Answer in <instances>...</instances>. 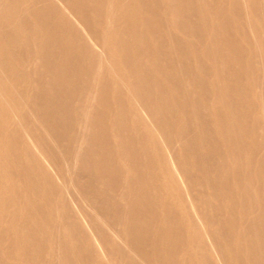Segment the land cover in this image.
I'll list each match as a JSON object with an SVG mask.
<instances>
[{
  "label": "rangeland",
  "instance_id": "1",
  "mask_svg": "<svg viewBox=\"0 0 264 264\" xmlns=\"http://www.w3.org/2000/svg\"><path fill=\"white\" fill-rule=\"evenodd\" d=\"M31 1L33 2V1H37V0H31ZM40 1H42V2H40ZM38 2L43 4V5L41 4L43 7L41 6L40 9H39V11L44 8L42 10L41 16H40V12H38V14H39L38 20L40 22L39 21H36V18L31 17L32 14H30V13H32V10H33L32 7L33 6L31 4H28V2L27 3H24V4L22 3L24 6L21 5V2L18 3L17 6H14L15 7L14 9L9 4V2H5V6L7 4V6L9 5L14 10V11L12 10L13 18H15L17 20V22L19 21V19L21 20L20 21V25L19 24L17 25L19 28L16 27V30H14L15 32H17V34H19L18 37H20L21 34H22L24 37L31 38L32 36H34V34L36 33V31L41 32V37H40V40H38L37 42H35V44H34V42L32 43V41H29L28 51L27 50L25 51V49L23 47H16L13 44V42H15V38H14V36H16L15 33H13V35L11 33H8V35L10 34L9 35L10 37L12 35V37H13V38L11 37L12 39L10 37H8V35L7 36L6 35L3 36L2 34H0V39H1L0 41H3L4 42L5 41L4 38L6 39V37H7V39L9 41H11V40L14 39L13 42H11L10 45H9V42H7L8 41L7 39H6V41L4 43H1V44H3V47H1L2 50H0V61L2 59H5V57L7 58V57H10L11 56V58H14L13 55H15V57H19V58H21V57L22 58H25L26 55L27 56H31L32 55L31 57H34L35 54L37 53V51L39 50V48L42 49V52H44V54H43L44 57H42L41 61L37 59L36 61H38V63L35 66L29 67V69L27 71V78H29L34 83V84L32 83V85L30 86L31 88L29 87V90L26 93L27 94V97H26V94L23 97H20L23 94H21L20 96L17 95L14 102L16 104H18V103H20V104H24L25 103L26 104L27 102H30V101L32 103H35V104L37 103V107H35V108L34 107L33 108L29 107V111H27L25 113L26 116H24L25 119L23 118L24 121L22 123L19 120V123L22 126L25 125L24 127H26L28 125V126H32L35 129V132H36L35 135H34L35 138L34 139H30L29 138L30 139L29 140L27 138V136H28L27 133L26 132H23L22 133V130L21 129H24V128L20 127V132L22 133V137L21 138L22 139H25L26 138V140H28V142H32V144H35L34 147L36 146V143H35L34 140L35 139L38 140V141L40 140L39 141V144L41 143L40 146L41 147L43 146L44 151L41 152L43 149H40L38 147L41 150V151L39 150V153L41 152V154L43 155V157L45 156L41 160H43V162H45V159H46L47 162H51V161L54 160L55 167H56L55 169L57 171L60 169L58 173H56L57 171L54 170V169L52 170L53 172L50 171V175L52 176L53 180H56L57 179L55 181V184H56L55 186H57L59 189L58 188L51 187L52 185H50L49 183L46 184V182L44 183L43 181H41V179H40L41 177L38 175L39 173H37V172H36L37 173L36 174V176H37L36 178L39 180V182L36 183L37 181L34 180L33 183L32 184H29V185H28L29 182L26 181V179L21 175V177H23L22 178L23 183H22L21 179H18V180H15L14 181V193L16 194V199L14 200L15 201L14 204H15V206H17L16 207L17 208V211H15L16 213L14 212L15 213L14 214L13 212L11 213V211H13V209L12 208H8V205H7L8 204V199H5V198H8V195H6L7 193H3V190H2L3 187L1 188V186L4 183H2L3 182L2 181L3 179L0 178V181H1V184H0V191H1L0 192V202H1L0 203V221H1L0 222V236H1L0 237V250H1L0 251V255H1L0 256V263L2 262L3 264H5V262H6L5 260H6V257H7V256L5 257V253L7 255V253H9L11 251V249H13L12 246H15L14 247L15 249L18 248L22 252V255L23 256L21 255V258L26 257V258H23V259L20 258L18 262L16 261L19 264L20 263L21 264H26V263L27 264H33V263L34 264L35 263L36 264H43V263L44 264H56L55 262H57V264H63V263H65V264H87L89 261H91V262H89L88 264H95L96 262H98L96 264H127V261L121 255H116V256L115 255H111L110 252H109V254H107L108 253L107 248L102 243L100 237H98L97 235L95 236L94 234H92L91 228L89 227L90 224L88 225L87 223H85L84 220H82V218H84V217L81 215V212H78L77 213V209L80 208V210L82 211V213L84 212L83 215L84 216L86 215L88 218H90L92 220L93 219L94 220H97L98 219L97 217H99V219L101 218L102 220L104 218L106 220L109 219L110 221H108V223L111 224V227L113 228V230H115V232L117 230V233H120L121 232V233L125 234L126 236L133 235L134 237L140 238L142 241L144 240V242H143V251L148 256V258L151 259V261H154V262H152V264H158L159 262H160L159 264H195V263L196 264H200L201 263V258H202V260L204 258H205L204 260H206V258H207V260H206L207 261L206 262L207 264H225V263L226 264H231L229 258H228V260L226 258V257H228L227 256L228 253H229V257H230V252H233V253H236L237 252L238 254L237 253L236 254H237V256H238L239 259H242L243 260L246 257V259L249 260V262H250V260H253V263L250 262V264H254V262H255V264H262V263L264 264V234H263L264 233V157H263L264 156V144H263V142H264V138H263L264 137V130H260L259 131V130L256 129L258 127V125H260V121H261L262 124H264V117H263L264 116V71H263L264 70V36H263L264 35V28H261V25H260L261 24V21H260V17H259L258 8H257V6L259 4H261V6L264 7L263 2H261V3L258 4V0H202V1L201 0H166V2H165V0H152V2H153L152 5L153 6L155 5L154 7H158V8L160 7L161 8L163 5H166L165 3H170V4L174 5L175 8L177 7V10L179 11V13L181 15H183L182 17H180V23H181L180 26L183 27V31H182L183 34H182V36L185 39V40L184 39H182V40H184L186 43L184 42L182 45L179 46V47H181L180 48L181 51L179 50L180 52L176 56L175 61H173L174 59H171V60H162L160 62V68H161V72L162 73H165L167 75H168V73H170L174 69L176 71H179V70L185 68L184 69L185 70V74H183L184 73V70H182L181 73H182V75L184 77L181 76V74H180V77H179L180 87L181 88L179 87L177 98H174L175 101L172 100L173 102L170 105L169 111L173 115V117H171L172 119H169L168 118V119H165V120H161V123L158 122L156 125H150V124L146 123L144 126H142V128H144V129H141V128L140 129H137L136 127H134V124H132L133 123V120L130 119V117L128 115H126L127 114V109L126 108L128 106V103H131V102H133L136 99V94L134 92H132V91L129 90L128 91L129 92V95L128 94L127 95L125 94V96H128L130 98L123 96V98L121 97V100H119L120 98L119 99H116V98L113 97L114 96V93L116 94L115 89L116 88L118 89V87H119V85H118L119 84L118 83L119 82V79L116 77V75L111 74L112 75V78L110 77V79H108V87H106V91L104 90L106 92V95L105 96L108 97L106 99V103H104V102H101L100 103L98 101V97L96 95H97V93L99 95V88H98V90L95 93L96 95L93 94L94 96L91 95V94L89 96H87L86 93H85V91H84L85 90L84 88L87 85L88 86L90 85L88 83H91V82L95 81L94 80V75H92V73H91L92 72L91 67H93V65L95 64L96 59H98L97 56H99L100 59L102 58V60H104L103 62L106 63V66H111L112 65L111 62H110V59H108L106 56H104L99 51V48H97L98 46L96 47V45L93 44L95 42L94 41L92 42V38H91L92 36L89 33V31H88V27L86 26V23H88V19H86V18H88L91 13H94V17L96 16V20H95V23L97 22L96 23V26L97 25L98 26L101 25V15H99V14H101L102 7L97 4L95 6L96 7L98 6L99 8L98 9L97 8L95 9V6L93 4H92L93 6H91L90 5L91 3L90 4H87L89 2H85L84 0H45V1L38 0ZM79 2L82 5H80ZM51 4L53 5L54 8L52 7ZM201 4L204 7L208 8V11L210 13V15L207 16L208 19L206 21L203 19L202 15L198 12L199 11L198 8H199V6ZM2 5H4V4L1 3L0 9L3 7ZM30 7H31V9H30ZM49 7H51V8L49 9ZM89 7H92V8L89 9ZM259 7H260V5H259ZM3 8L1 9L2 10V13H1V10H0V14L2 16V17L0 16L1 17L0 18V24H4V23H2L4 21L3 18L6 19V17H5L6 13L4 14V12H5V10L7 8H5V10ZM80 8H81V10H80ZM190 8H191V10H190ZM3 10H4V12H3ZM8 11H6V12H8ZM27 11L29 12V14H28ZM79 11H80V13L78 14ZM95 11H97V13ZM64 12H65L66 15L64 14ZM86 13H88V14H86ZM26 15H28V16H26ZM29 15H31V16H29ZM16 16H18L17 18H19V19H17ZM184 16H185V18H184ZM67 17H69L71 20H68L67 21V19H68ZM73 17H74V20H72ZM232 18H233V20H232ZM54 20H57V21H54ZM64 21L66 23H64ZM36 22H38V23H36ZM51 22H52L53 28H52L51 25H49L48 28H50V26H51L52 29L51 28L50 29H47L46 28L47 27L46 24L47 23L50 24ZM84 22H86V23H84ZM190 22H192V23H190ZM197 22H199V23H197ZM202 22H204V23H202ZM41 23H43V25ZM72 23H73V25H72ZM39 24H40V26L43 27L42 29H40V26H37ZM55 24H57V26ZM65 24H68L67 25L68 27ZM212 24H214L215 26L212 25ZM233 24L236 27H234ZM59 25H60V27H58ZM61 27L63 29H61ZM74 27H75V29H74ZM85 27H87V28H85ZM195 27H196V29H195ZM35 28H37L38 30L35 29ZM233 28L236 29V30L234 31ZM18 29L19 30L21 29V30L18 31ZM66 29H67V31H66ZM50 30H54V31H50ZM87 31H88V33H87ZM193 33L195 35H193ZM243 33H244V35H243ZM205 34H206V36H205ZM203 35H204L205 38L203 37ZM211 35H213V36H211ZM223 36L225 38H223ZM211 37L212 38L214 37V38L212 39ZM219 37L224 40V41L222 40V43H221V39ZM238 38H240V39L238 40ZM208 39H210L211 41L210 40L208 41ZM217 41H218V43H217ZM245 41L246 42L248 41V42L246 43ZM90 42H91V44H90ZM207 42L210 43L209 44V46H210V52H209V48H208L209 46H208V43ZM211 42H212V45H211ZM214 43L216 45H213ZM219 44H222V45H219ZM40 45H41V47H40ZM81 45H83V47ZM242 45L245 46V47H243ZM256 45H257V47H256ZM212 46H214V47H212ZM163 47H164V45L162 43H157L155 45V49L154 50L158 49L160 51H157V50L156 51L158 53L163 54V52H164V50H163L164 48ZM203 47H205V48H203ZM213 48H215V49H213ZM207 49H208V51H207ZM88 50L89 51L91 50V52H93V53L89 52ZM191 50H193V51H191ZM211 50H212V55H213V56L211 55L212 57L209 56L210 53H211ZM213 50H215L216 52H214ZM182 51L185 52V53H183V56L181 54ZM219 51L220 52H224L225 51L223 53L224 55L222 53H220V54H222V55H220L219 54ZM10 52H12V53H10ZM18 52L20 53V55H19ZM94 52H98V53H94ZM132 52H133V48L130 47V46H126L125 49L119 50L116 53V54H118V57H119L118 59H121L120 60L121 64L124 63L122 66H124V69L126 70V73H127V75H125L126 76V80L130 83L131 86H136L137 85V86H140L141 87V84L143 83L142 87H144V86L146 87V88L145 87L144 88H145L146 91L149 92L150 101L151 100L153 101V102H151V105L154 108L159 107L160 104H161V102H162V100L164 98L165 99L166 98L168 99L169 94L167 92L160 93L158 90H155V91L150 90L151 88L147 89V87L149 86L148 85L149 84L148 83L149 82L148 81L149 80V76H147L148 77V80H147V78L144 77L145 76L143 74L144 72L143 73H141V72L140 73L139 72L137 73L136 71H134L133 67L131 66L132 65L131 62L133 61V56H134V52L133 53ZM201 52L202 53L204 52V54L202 55ZM251 52H253V53H251ZM87 53H88V55L90 54L91 57L90 56H87ZM83 54H85V55H83ZM5 55H7V56H5ZM95 56H96V58H95ZM188 56H190V57H188ZM188 59L189 60L191 59V60L189 61ZM209 59H211L212 62ZM259 59H260L261 62L259 61ZM185 61H187V62H185ZM188 61L189 62H192L193 61V63L190 64ZM195 61L198 64H196ZM201 61H203V63H201ZM184 62L186 64H184ZM234 62H236V63L234 64ZM107 63H108V65H107ZM208 63H209L210 66L208 65ZM211 63L214 65L213 67H212ZM218 63H220V64H218ZM221 63H223V64H221ZM231 63H232V65H230ZM245 63H247V64L245 65ZM257 63H263V64L261 65V64H257ZM40 64H42V65L44 64L43 65L45 67L44 70H42V68L40 67L41 66ZM182 64L184 66H182ZM228 64H229V68H227ZM125 65H127V66H125ZM179 65H181V66H179ZM185 65H188V66H185ZM191 65L192 66H195L196 68L195 67L191 68L192 67ZM216 65H217V67L224 68V69L223 70L222 69H219L221 71H219V73H216V71L214 69ZM219 65L222 66V67H220ZM240 65H241V68H239ZM260 65L263 68H261ZM85 66H86V69H85ZM201 66H203V67H201ZM249 66L251 67L250 68V72L251 73L249 72V69H248ZM87 67H89V68H87ZM211 67H212V69H211ZM199 68H201V70H199ZM202 68L203 69L206 68V69L203 71ZM209 68L211 69L212 72L210 71ZM78 69H80V70H78ZM83 69H85V70H83ZM132 69H133V71H131ZM188 69L189 70L191 69V70L189 71ZM245 69H246V71H245ZM186 70H188L190 73L187 74L188 71H186ZM195 71H197L196 76H198V77L195 76V74H194ZM213 71H215V72H213ZM231 71H232V73H231ZM261 71L263 73H261ZM42 72H44L46 74L43 75ZM132 72H135V73H132ZM191 72H192V74H191ZM202 72H204V73L206 72V73L204 74ZM246 72H247V74H246ZM207 73H210V74L208 75ZM220 73H221V75H219ZM85 74H87L88 76L85 75ZM137 74H139V75H137ZM79 75H80V77H78ZM206 75H207V77H206ZM136 76H138V77H136ZM187 76H189V78ZM217 76H221L222 79H221V77L220 78H217ZM192 77H193V79H192ZM202 77H206L207 79L205 78L206 79L205 80ZM213 77L215 79H213ZM201 78L203 79V81H202ZM245 78H247V80H245ZM184 79H185V81H184L185 82V86L183 85L184 82L182 83V81ZM198 79H201V80H198ZM218 79L220 80L219 83H218V81H219ZM191 82H192L193 85L191 84ZM211 82H213V83L215 82L214 84H217L218 83V86L216 85V88H215V85L212 84ZM237 82L241 86L240 85H237L238 84ZM146 83H148V84H146ZM199 83H201V84H199ZM234 83H235V85H234ZM57 84H59V85H57ZM83 84L84 85L86 84V85L84 86ZM207 84L208 85L209 84L210 85L212 84V85H211V87L209 85V87H210L209 88L207 86ZM227 84H229V85H227ZM82 85H83V87H82ZM199 85L200 86L201 85H204V86H201V87L202 88L205 87V88L202 89ZM222 85H224L223 86L224 88L223 87H221L222 89L221 88H218V87H220ZM249 86H251L252 88H253V86H255L252 89L253 91L251 90V87H249ZM193 87H195V88H193ZM182 88H184L183 91L181 90ZM186 88L188 90H185ZM206 88H207V90H206ZM81 89H82V91H81ZM214 89L216 91L218 89V91H220V92L222 90V92L219 93L217 91L218 93L215 94L216 91ZM247 89H248V91H247ZM189 90H192V92L191 91L189 92ZM201 90H203L202 91L203 93L201 92ZM208 90H209V92H208ZM113 91H114V93H113ZM194 91L195 92L196 91L197 92L200 91V92L195 95V92ZM251 91H252V93H251ZM83 93H85V94H83ZM209 93H210V95H209ZM101 94H102V92H101ZM187 94H190L191 95V96L190 95L189 96H190V98L192 100H190V98H189V96H187ZM237 94H238V96H237ZM132 95H133V97H132ZM181 95L183 97H181ZM201 95L204 96L203 97L204 99L202 98ZM208 95L211 96V97H209ZM215 95H218V97L215 96ZM250 95H252V96H250ZM207 96L209 97L208 98L209 100H207V98H206ZM83 97H84V99H83ZM90 97H91V99H90ZM158 97H159V99H158ZM219 97L220 98H224V99H220ZM127 98H128V100H127ZM180 98H182V99H180ZM88 99L90 100V102H89ZM94 99H96V100H94ZM184 99H186V100H184ZM71 100L73 101V103L71 102ZM188 100H190L192 103L190 101H188ZM194 100H196V101L193 102ZM197 100H199L198 103H196ZM85 101H87V104L89 102L88 107H87V104H86ZM224 101H226L227 103L230 104L229 106H230V109L231 110H227L226 111L225 106L227 105V103L224 102ZM174 102L176 103V105H175L176 108L174 107V104H175ZM232 102H234L236 105L234 103H232ZM69 103H71V104H69ZM194 103H195V105H194ZM223 103H224V105H223ZM54 104L55 105L58 104V105L55 106ZM83 104H84V106H83ZM105 104H107V105H105ZM197 104H198V106H197ZM205 104L208 106L207 109H206L207 106ZM231 104H234L235 107L234 106L232 107ZM254 104H256V107H255ZM3 105L4 106H7L6 103H4V102H3ZM93 105L95 106V108L93 107ZM237 105H239V106H237ZM243 105H244V107H242ZM10 106L11 105L8 104V107H10ZM78 106H81L82 108L81 107H78ZM201 106H203L204 108H202ZM86 107L88 109H90L91 111L90 110H86ZM184 107H185V109H184ZM190 107L191 108L194 107V109H191ZM238 107H241V108L238 109ZM178 108H180V109L178 110ZM186 108H188V110H186ZM215 108H218L219 109V112L222 113V114H223V111H224V114L226 112V114L228 115V118L230 119V121H229L230 125H229V123L225 125V123H227V122L220 121L219 117L217 118V114L219 112H218V109H216L217 110L216 111ZM236 108H237V110H236ZM58 109H60V110H58ZM66 109H69V111H67ZM123 109L124 110L126 109V111H123ZM189 109H191V110H189ZM139 110H140V108L138 109L139 114H141L142 111H144V109L143 110L141 109L140 111ZM173 110H174V113L171 112ZM194 110H196V111H194ZM201 110L204 113H201L202 112ZM252 110H254L256 113L255 112L253 113ZM169 111H167V112H169ZM177 111H178V113H177ZM189 111H191V112L194 111V112L192 114ZM198 111H199V113H198ZM213 111H214V113H213ZM230 111H232L233 113L230 112ZM258 112H260L259 113L260 116H258ZM92 113H93V115H92ZM85 114H86V116H85ZM185 114H186V116H185ZM194 114H196V115H194ZM202 114L203 115L205 114L206 116L205 115L203 116ZM254 114H256V115H254ZM71 115H72V117H71ZM88 115H89V117H88ZM120 115H122V116H120ZM141 115L143 116V114H141ZM174 115L176 116V119H175ZM193 115L196 118L194 117V119H193ZM233 115H234V118L232 119ZM98 116L101 117L102 119L101 118H98ZM126 116H128V117H126ZM239 116H240V119H239ZM257 116L259 118H261V120L260 119L258 120V117ZM87 117H88V120H87ZM160 117H161V119L162 118L164 119L163 114L160 115ZM246 117H248V121H247V118ZM256 117H257V119H256ZM125 118H127V119H125ZM249 118H251L252 120H250ZM254 118L257 121L256 123H253L252 122ZM94 119H97L99 121H96ZM122 119H123V121H122ZM255 119H254V121H255ZM63 120H64V122H63ZM128 120H130V121H128ZM169 120H171V121L169 122ZM216 120H218V122ZM240 120H243V121H240ZM68 121H69V124H68ZM235 121H238V122H235ZM246 121H247V123H246ZM24 122H26V124H24ZM32 122H33L34 125L32 124ZM89 122H90V125H89ZM222 122L224 123L223 125H222ZM99 123H101V124H99ZM185 123L186 124L188 123L187 126H186ZM192 123H193V125L195 127H193V125H191ZM233 123H235L236 125L233 124ZM241 123H242V125H241ZM251 123H252V125H251ZM97 124H99V125H97ZM160 124H161V126H160ZM232 124L234 125V127H236L234 129H237L239 132L238 131L237 132H231V131H236V130H233ZM4 125H5V127H4ZM61 125H63V126H61ZM180 125L181 126L185 125L186 128H184V126L182 128ZM238 125H241V126H238ZM197 126H198V128H197ZM249 126H251V127H249ZM252 126L253 127H256V128L254 129ZM38 127H40V128L37 129ZM228 127H230V128L227 129ZM241 127H242V130H243V128L245 130H243V131L240 130ZM189 128H191V129H189ZM199 128H201V129H199ZM59 129H60V131H59ZM136 129H137V131H136ZM177 129H178V133L180 132V134L178 135V137L176 136L177 135ZM181 129H183V130H181ZM248 129H250L251 133L248 131ZM0 130H1L0 131V140H2L1 142H4V141L7 142L11 138H13L12 135H14V134H17V133H18L17 135L21 134L18 131V127L12 125L10 122H9V124H1L0 123ZM2 130H5V131H2ZM71 130H73L74 133ZM77 130H79V131H77ZM80 130H82V131H80ZM190 130H191V132L189 133ZM6 131L8 133H6ZM43 131L45 132V134H44ZM63 131L66 132V133H63ZM88 131H89V133H88ZM175 131H176V134H175ZM193 131H194V133H193ZM195 131H196V136L199 134L197 136L199 140H197V137L195 136ZM200 131L201 132H204V133H202L203 135L204 134H206V135L202 136V134L200 133ZM247 131L249 133H247ZM39 132L42 133V134H40L41 136L39 135ZM76 132H80V133H77L76 134ZM243 132H245V133H243ZM252 132H255V134H253ZM25 133H26V135H24ZM61 133H63V135H65V136H63ZM140 133L141 134L144 133V135H141ZM186 133H187V135H185ZM173 134L175 135V137L173 136ZM251 134H253V135H251ZM47 135H49V136H47ZM121 135H123V136H121ZM138 135L139 136L141 135L140 136L141 139L136 137ZM158 135H160L161 137L158 136ZM190 135H192V136H190ZM231 135L232 136L235 135L234 138L232 137L233 138L232 140H231ZM38 136H40V137H38ZM44 136H46V137H44ZM71 136H72V138H73L74 141L71 140L72 139ZM143 136L145 138L146 137L147 138L145 139V138H143ZM179 136H181V137H179ZM189 136L191 137V139L194 137L193 138L194 140L193 139L191 140ZM216 136H218V137H216ZM237 136H241V137H237ZM252 136H254V137H252ZM28 137H30V136H28ZM64 137H66V138H64ZM134 137H136L137 139L134 138ZM195 137H196V139H195ZM236 137L239 138V139L241 138L239 140V142H238V139ZM49 138H50V140H49ZM54 138H55V140H54ZM61 138L63 139L64 142L61 141L62 140ZM142 138L144 140H142ZM154 138H155V140H154ZM174 138L177 139L178 141L175 140ZM185 138H187L186 139L187 141L189 139L190 140L188 142H186ZM200 138L203 139L204 141L205 140L206 141L205 142H203V140L200 141ZM217 138H219V139L216 141ZM44 139H45V141H44ZM214 139H215V141H214ZM152 140H153V142H152ZM233 140H236V141H233ZM38 141H36V142H38ZM68 141L71 142L69 144H71L72 146L68 144ZM109 141H110V143H109ZM130 141H132V143H130ZM137 141H138V143H137ZM145 141H148V142H145ZM182 141H184L185 143L182 142ZM253 141H255V142H253ZM194 142H195L196 145H194ZM217 142H220L219 143L220 145ZM252 142H253V144H252ZM106 143L108 144V146H107ZM149 143L153 144V146L155 145L154 146L155 149L153 148L152 145L150 146ZM168 143H172V145H170ZM189 143H190V145H189ZM19 144L21 146V143L20 142L17 143L16 144V149L17 150H22L21 149L22 146L20 147ZM142 144L143 145L145 144V145L144 146H140ZM156 144H157V146L159 148H161L160 151H159V148L156 146ZM187 144H188V146H190L191 149L188 148ZM191 144H193L192 147H191ZM197 144H200V145L197 146ZM201 144L203 146H201ZM232 144H234V145L231 147ZM167 145H168V147H166ZM182 145H184V146H182ZM79 146H80V149H79ZM213 146H214V148H213ZM150 147H152L153 150ZM194 147H196L195 150H194ZM206 147H207V150H206ZM208 147H209V149H208ZM243 147L244 148L246 147V150ZM76 148H77V150H76ZM122 148H124V149H122ZM156 148H158V150H156ZM162 148H164V149H162ZM175 148H177V149L174 150ZM210 149H212V150H210ZM17 150L14 151L15 152V155L16 154L17 155L16 156L14 155V159L15 160L12 161L13 162L12 163L13 165L14 164L15 165H19V163H21L22 160L24 159V155L21 154L23 150L21 152L20 151H17ZM150 150H152V151L150 152ZM188 150L191 153L192 152L193 153L191 154ZM196 150H197V153H195ZM199 150H201V151H199ZM69 151H71V152L74 151L72 153L74 154L76 152L77 155L79 156L78 157L79 159H77L78 162L76 161V163H75L76 165L73 163V165H74L73 168H72V165H70L71 167L67 165L69 158L66 157V156L71 155V152H69ZM89 151H91V152H89ZM156 151H157V155H159V159L157 160V162H155V166H154V164L152 162H150L151 160H149L150 159L149 156L151 155L150 153H153V152L156 153ZM227 151H229L230 153H228ZM44 152H46L45 154H47V155H45ZM226 152H227V155H226ZM253 152H255V153H253ZM119 153H120V155H119ZM122 153L123 154L125 153L124 156H123ZM261 153H263V155ZM4 154H7V153L4 151V149L1 150V148H0V159L2 160V161L0 160V175H1L0 177H2V171H3V168L5 167V164L4 163H7L8 162L7 160H9V159H7V157H5ZM41 154H38V155H40V157H38L39 159L42 158ZM173 154H175V155L173 156ZM187 154H188V156H187ZM206 154H207V156H206ZM228 154L230 156H228ZM253 154H254V157H253ZM107 155H108V157H107ZM144 155H146L148 157H146ZM195 155H197L198 157L195 156ZM90 156H92V157L89 158ZM132 156H134V159H133ZM25 157H26V155H25ZM119 157H121V158H119ZM181 157H183V158H181ZM104 158H106V159L104 160ZM175 158H176V160H175ZM185 158H187V159H185ZM189 158L191 159V161H189L190 160ZM203 158H204V160H203ZM64 159L65 160L67 159L65 161V163L63 161ZM84 159H86V160H84ZM172 159H174L175 161L172 160ZM184 159L186 160V163L189 164V166H187L188 164L186 165V163L184 162ZM58 160H60V161H58ZM113 160H114V162H113ZM130 160H131V162H130ZM146 161L148 162V164H147ZM182 161H183V163L185 165L182 164ZM192 161L193 162L196 161L197 163L194 162V164L196 163L195 165H197V164L198 165L197 166L193 165V162ZM16 162H17V164H16ZM57 162H58L57 165L59 166V168L56 165ZM201 162H203V163L201 164ZM243 162L245 164L247 163L248 165L250 164V167H248V170H247L246 173L244 172L245 171V169H244V165L245 164ZM157 163H158V165H157ZM176 163L177 164L179 163L178 166H177ZM174 164H175V166H174ZM149 165L150 166L153 165L152 166V169H150L151 172L149 170V168H151V167H148ZM255 165H257V166H255ZM20 166L22 167L21 164H20ZM157 166H158V168H157ZM33 167L31 169H29L31 172L27 168V172H26V174H24V176L33 175L32 173L33 172L35 173V171L37 170L36 165L33 164ZM64 167L65 168L68 167V168L65 170ZM106 167H107V169H106ZM161 167H162V169H161ZM165 167L167 169H169V171ZM175 167H177V168H175ZM191 167H192V169H191ZM195 167H196V169H195ZM222 167H224V168H222ZM156 168L158 170H156ZM188 168H190V169L188 170ZM182 169L183 170L185 169L184 172H186L187 170L188 171L191 170V171L190 172H186V173H189V174H186L185 173V174L182 175L181 173H184ZM199 169H201V170H199ZM180 170L182 171L181 173H180ZM195 170L196 171L199 170V171H197V173H196ZM99 171H100V173H99ZM110 171H111V173H110ZM114 171H115V173L118 174L119 177L116 176V174L114 173ZM178 171H179V173H178ZM102 172H103V174H102ZM119 172H120V174H119ZM225 172H226V174H225ZM59 173L62 176L60 178L58 176ZM149 173H151V174H149ZM231 174H232V176H231ZM105 175H107V177ZM185 175H187V176H185ZM56 176H57V178H56ZM64 176H65L66 179L63 178ZM83 176H85V177H83ZM179 176H180V178H179ZM199 176L202 177V178L200 179ZM203 176L205 177V179H203L204 178ZM114 177H116V178H114ZM192 177L194 179H192ZM70 178H71V181L69 180ZM244 178L247 180L246 183L243 181ZM111 179L114 180V181H112ZM185 179H186V181H185ZM206 179H209V180H206ZM145 180H147V181H145ZM66 181L69 182L70 184L73 183V185L76 183V185L74 186L76 190H74V192H78L79 193V194L77 193L78 196H77V194L75 195L77 197H75L73 195L74 192L71 193V194H68V193L65 194V191L66 190H62V188L68 189L67 186L69 187V185H70ZM111 181H112L113 184H111ZM189 181H191V182H189ZM219 181H221L223 183H221ZM141 182H142V184H141ZM158 182H160L162 184H160ZM65 183H66V187H65ZM187 183H189V184H187ZM195 183H196V185H195ZM227 183H228V185H227ZM260 183H261V185H260ZM38 184L43 185V190H44V192H46L45 193V196L47 198L45 197V199H42V197H40V195L38 194V192L36 190V189L39 188L38 187L39 186ZM57 184H59V185H57ZM147 184L150 185L151 187L148 186ZM111 185H112V187H111ZM161 185H163V186H161ZM187 185H189L190 187L192 185V187H193V188L191 187V190L193 189V191H191V193L193 192L192 194H190V191H188L187 188H186V191H188L189 194L187 192H185V186L189 188V186H187ZM199 185H202V186L199 187ZM221 185L222 186L224 185V187H222ZM249 185L251 187H249ZM144 186H145V188H143ZM252 186H254V187H252ZM255 186H258V187L256 188ZM110 187L112 189H110ZM218 187H220L221 189L218 188ZM46 188H48V190ZM216 189H218V190H216ZM234 189H236V190L234 191ZM236 191H237V193H235ZM61 192L63 193V195H62ZM184 192L187 193V194H185ZM238 192H239V194H238ZM18 193H19V195H18ZM231 193H232V196H235V198L232 197V196H230ZM243 193H244V195H243ZM248 193H250L251 195L248 194ZM37 194H38V197H40L39 200H38ZM187 195H188V197H189V195L190 196H193V197L196 196V198L193 199V198L189 197V198L193 199V201L192 200L191 201H188L189 198L187 197ZM221 195H222V198L220 197ZM227 195H229V196H227ZM248 195H250V196H248ZM252 195H254V197ZM146 196H149V197H146ZM76 198H77V200H76ZM226 198H228V199H226ZM74 199H75V201H74ZM42 200H44V201H42ZM60 200L63 201V202H61ZM207 200H209V201H207ZM5 201H7V203ZM84 201H85V203H84ZM152 201L155 202V203L153 204ZM220 201H222V202H220ZM249 201H251V202H249ZM72 202H73L72 207L76 203V205L73 208L70 205V204H72ZM81 202L84 203V204H86V205L83 204L84 205L83 206L81 204ZM156 202H157V205H156ZM183 202L188 207H186ZM191 202H193V203L191 204ZM234 202H237V206H236V203H234ZM238 202H240V203H238ZM58 203H59V205H58ZM164 203H165V205H164ZM1 204L4 205V206L2 207ZM78 204H79V206L81 205L82 208L81 207H78ZM195 204H196L197 207L195 206ZM222 204H224V205H222ZM238 204H242V206L240 207V205H238ZM24 205H26V206H24ZM35 205H37V206H35ZM189 205H191V206H189ZM39 206H41L42 208H40ZM216 206L219 207V208H217ZM24 207H27L28 210L27 211H24ZM64 207H66V208H64ZM233 207H234V209H233ZM188 208H190V209L192 208V210L194 208V210L197 211V212H195L193 210L194 213L192 214L193 211L191 212L190 209L188 210ZM210 208H212V209H210ZM256 208H258L257 211H255ZM4 209H6V210H4ZM144 209H145V211H144ZM206 209H208V210H206ZM44 210H46V211H44ZM71 210H72V212H71ZM74 210H75V212H74ZM170 210H171V212H170ZM216 210H218V211H216ZM4 211H6V212H4ZM32 211H34V212H32ZM92 211L95 212V213H93ZM172 211H173V213H172ZM223 211H225V212H223ZM17 212H18V216L16 215ZM24 212H25V214H24ZM28 212H30V213H28ZM66 212H67V214H65ZM142 212H144V213H142ZM219 212H221V213H219ZM153 213H154V215H153ZM167 213H169V214H167ZM217 213H219V214H217ZM247 213H248L249 216L247 215ZM1 214L2 215H5V216H2ZM75 214L76 215H79V218H81V219L80 220H77V216ZM43 215H45V217ZM70 215L71 216L72 215L73 216L75 215V216L74 217L72 216L73 217L72 218ZM196 215H198V216H196ZM220 215H222V216H220ZM228 216H230V217H228ZM233 216H234V218H233ZM12 217H14V218H12ZM148 218H150V219H148ZM209 218L212 219L211 220L212 222H210ZM250 218H252L253 220H251ZM10 219H11V222H10ZM20 219L22 220L21 222H20ZM114 219L117 220V221H114ZM254 219L256 221H254ZM199 220L202 223L199 224ZM206 220H208L209 222L207 223ZM81 221L84 222L83 223L84 226L82 225V222ZM160 221H162V222H160ZM194 221H196L197 223H195ZM213 221H215V222H213ZM4 222H5V224H4ZM26 223H27V225H26ZM49 223H50L51 226L49 225ZM63 223L64 224L66 223V224L64 225ZM72 223H73V225H72ZM194 223H195V225H194ZM209 223H211V224H209ZM174 224H175V226H174ZM201 224H203V225L201 226ZM223 224H224V226H222ZM255 224H257V225L255 226ZM182 225H184V226H182ZM9 226H11V227H9ZM44 226H46V227H44ZM85 226H86V229H85ZM221 226H222V228H221ZM257 226L259 228V232L257 231L258 229L255 228ZM1 227H2V229H1ZM3 227H6L7 229L6 228H3ZM78 227L81 228V229L79 230ZM200 227H202V228H200ZM9 228H11L12 230L9 229ZM72 228L75 231L74 230H71ZM254 228H255V231L253 230ZM42 229H43V233L44 234L42 233ZM62 229H66V231L65 230H62ZM196 229H197V231H196ZM248 229H249L250 232L248 231ZM1 230H2V232H1ZM48 230H49V232H48ZM87 230H88L89 233H86ZM228 230H229L230 233L228 232ZM14 231L16 232V234H15ZM29 231H30V233H29ZM166 231H167V233H166ZM177 231H178V233H177ZM63 232H66V233H69V234L72 232L70 234L72 237H66L65 236V233H63ZM158 232H161V233H158ZM163 232H164V234H163ZM208 232H209V236H207ZM232 232H233V234H231ZM252 232H254L253 235H251ZM256 232H258V234ZM24 233H26L27 236ZM61 233H62V235L63 234L64 235L62 236ZM8 234H10V235H8ZM203 234H204V236H202ZM43 235L45 236L44 238H43ZM199 235H201L202 238ZM256 235L259 238L258 239L256 238V240H255V239H253V237L255 238ZM64 236H65V238H64ZM158 236L159 237L161 236L160 239H159ZM196 236L199 237L198 238L199 240L197 239ZM230 236H231V240H230ZM34 237H35V240H34ZM13 238L16 239V240H18V241L14 240ZM31 238H33V240ZM47 238H49V239H47ZM63 238L65 240L67 238L68 239L71 238L72 241L70 239L69 240L67 239L66 240V243H65V240ZM76 238H78V239H76ZM166 238H167V240H166ZM4 239H6V241L8 239L9 242L11 241L10 242L11 244L10 243H7ZM3 240H4V242H3ZM19 240H20V242H19ZM40 240H43L44 242L43 241H40ZM242 240H244V241H242ZM14 241H16V242H14ZM32 241H34V242H32ZM154 241H156V242H154ZM229 241H230V243H229ZM248 241H250V242H248ZM81 242H83L84 244L82 243L83 244L82 245ZM243 242H245V243H243ZM17 243L19 244V246H18ZM35 243H36V246H35ZM77 243H80V245L79 244L77 245ZM187 243H188V245H187ZM190 243H192V244H190ZM199 243H201V244H199ZM250 243H251L252 246L250 245ZM54 244H55V246H54ZM101 244H102V246H101ZM189 244L191 246H189ZM196 244H197V246H196ZM253 244H255V246H253ZM72 245H75L76 247L75 246H72ZM90 245H93L92 248H91ZM126 245L130 246L128 243ZM144 245H145V248H144ZM200 245H202V246H200ZM213 245H215V246H213ZM256 245H257V247H256ZM21 246L23 247V249H22ZM40 246H42V247H40ZM52 246L55 249H53ZM65 246H66V248H64ZM224 246H227V247H224ZM229 246H231V247L229 248ZM48 247H49V249H48ZM67 247H68V249H67ZM88 247H89L88 250H90V252L87 250ZM195 247H197V248H195ZM242 247H244V248L242 249ZM6 248H8V249H6ZM85 248H86V250L84 251ZM125 248H128V247L126 246ZM252 248H253V250H251ZM33 249H34V251H33ZM199 249L201 250V256L202 257H198V256H200V255H198V254H200V250ZM254 249H256V250L254 251ZM96 250H98V251L96 252ZM184 250L186 252H184ZM189 250H192L193 251V252L191 251L192 252V255H193L191 257H192L193 260L192 259H190V260L188 259V255H189L188 252H189ZM202 250H203V252H202ZM219 250H220V252H219ZM221 250H224V251H221ZM225 250H226V252H225ZM238 250H240V251L243 250L242 251L243 253L241 252L242 253L241 254L240 251L238 252ZM24 251H25V253H24ZM27 251H28V253H27ZM38 251H41L42 253L41 252H38ZM37 252H38V254H37ZM47 252L50 253V254L51 253H53V254L50 255V254H47ZM80 252H83L82 255H81ZM91 252H92V256H91ZM173 253H174V255H172ZM124 254L127 255V253H125V252H124ZM27 255H28V257H27ZM184 255H186L185 258H184ZM217 255H218V258H217ZM220 255L222 257H220ZM46 256H47V258H46ZM156 256L158 257V259H155V258H157ZM223 256H224V258H223ZM70 257H71V259H70ZM73 257H75L76 259L73 258ZM89 257L92 258V259H90ZM118 257H119L120 260L118 259ZM3 258H5V259L3 260ZM35 258L36 259L38 258V259L36 260ZM65 258L68 261H70V262H68L67 260L65 261ZM86 258H87V260L89 259L88 262L86 261ZM115 258H117V259H115ZM221 258H222V260H220ZM24 259H26V260H24ZM73 259H75V262H73L74 261ZM81 259H82V261H81ZM185 259H187V260L185 261ZM71 260H73V261H71ZM157 260H158V262H157ZM177 260H178V262H177ZM223 260H225V261H223ZM222 261H223V263H222ZM12 262H14V263H12ZM16 262L15 261H8V263L6 262V264H10V263L11 264H17ZM103 262H105V263H103ZM246 264H248V263H246Z\"/></svg>",
  "mask_w": 264,
  "mask_h": 264
},
{
  "label": "bare ground",
  "instance_id": "2",
  "mask_svg": "<svg viewBox=\"0 0 264 264\" xmlns=\"http://www.w3.org/2000/svg\"><path fill=\"white\" fill-rule=\"evenodd\" d=\"M43 1H45V0H43ZM85 2H89V3H87V4H90L91 6H95V5H100L101 7H102V9H101V14H99V15H101V25L100 26H96V23H95V20H96V16L94 17V13H91L90 15H89V17L88 18H86V19H88V23H86V22H84V23H86V26L88 27V31H89V33L91 34V38H92V42L94 41L95 43H93L94 45H96V47L97 48H99V51L104 55V56H106L108 59H110V62H111V66H106V63L105 62H103L104 60H102V58L100 59L99 58V56H97L98 57V59H96V61H95V64L93 65V67H91V69H92V75H94V80L95 81H93V82H91V83H88V84H90L89 86L87 85L84 89V91H85V93H86V95L87 96H89L90 94L91 95H96L95 93H96V91L98 90V88H99V95H98V93H97V97H98V101L101 103V102H104V103H106V99L108 98L107 96H105L106 95V87H108V79H110V77L112 78V75L111 74H113V75H116V77L119 79V87H118V89L116 88L115 89V92H116V94L114 93V91H113V93H114V98H116V99H119V100H121V97L123 98V96H125V94L127 95H129V90L130 91H132V92H134L135 94H136V99L133 101V102H131V103H128V106H127V114L126 115H128L129 117H130V119H132L133 120V123L132 124H134V127H136L137 129H144V128H142V126H144L146 123H148V124H150V125H156L158 122H160L161 123V120H165V119H172L171 117H173V115L170 113V111H169V109H170V105L172 104V100H174V98H177V95H178V90H179V87H180V81H179V77H180V74H181V76H183L182 75V73H181V71L182 70H184L185 68H183V69H181V70H179V71H176L175 69L174 70H172L170 73H168V75L167 74H165V73H162L161 72V68H160V62L162 61V60H171V59H174L173 61H175V58H176V56L178 55V53L181 51L180 50V48L181 47H179L180 45H182L185 41V39L183 38V36H182V31H183V27L182 26H180L181 25V23H180V17H182L183 15H181L180 13H179V11L177 10V7L175 8V6L174 5H172V4H170V3H165L166 5H163L161 8L159 7H154L152 4H153V2H152V0H84ZM202 1V0H201ZM5 2H9V4L12 6V8L14 9L15 7L14 6H17V4L18 3H20L21 2V5H23L24 3H27L28 2V4H31L32 6V13H30V14H32V16L31 15H29V16H31V17H33V18H36V21H39L38 20V18H39V14H38V12H40V16H41V13H42V10L44 9H42V10H40L39 11V9H40V7L43 5L42 3H39L38 2V0L37 1H31V0H0V5H1V3H3L4 5H2L3 7L5 6ZM40 2H42V1H40ZM165 2H166V0H165ZM252 2V1H251ZM261 2H263V4H264V0H258V4L259 3H261ZM23 3V4H22ZM80 3V2H79ZM155 3V2H154ZM215 3V2H214ZM245 3V2H244ZM42 4V5H41ZM45 4V3H44ZM65 4V3H64ZM93 4V5H92ZM161 4V3H160ZM188 4V3H187ZM186 4V5H187ZM194 4V3H193ZM48 5V4H47ZM46 5V6H47ZM52 5V4H51ZM68 5V4H67ZM79 5V4H78ZM80 5H82L81 3H80ZM86 5V4H85ZM84 5V6H85ZM157 5V4H156ZM259 5H260V7H259ZM258 6H257V8H258V12H259V17H260V21H261V28H264V7H262L261 6V4H259ZM1 6V7H2ZM9 6V5H8ZM7 6V4H6V6L3 8L4 10H5V8H7L8 7ZM24 6V5H23ZM89 6V5H88ZM193 6V5H192ZM10 7V6H9ZM7 8L6 10H5V12H4V10H3V12H4V14L6 13V15H5V17H6V19L5 18H3V22L2 23H4V24H0V34H2L3 36H7L8 35V33H11L12 35H13V33H15L16 34V36H14V38H15V42H13V40H11V41H9L8 39H7V37H6V39L8 40L7 42H9V45L11 44V42H13V44L16 46V47H23L24 49H25V51L27 50L28 51V46H29V41H32V43L34 42V44H35V42H37L38 40H40V37H41V32H39V31H36V33L34 34V36H32L31 38H27V37H24L21 33V36L20 37H18V35L19 34H17V32H15L14 30H16V27H18L17 25L19 24L20 25V19L19 18H17L18 16H16V18L17 19H19V21L17 22V20L15 19V18H13V15H12V8L10 7V8ZM19 7V6H18ZM31 7H30V9H31ZM43 7V6H42ZM52 7H53V5H52ZM78 7V6H77ZM1 8V9H2ZM51 7H49V9H50ZM54 8V7H53ZM65 8V7H64ZM70 8V7H69ZM90 8H92V7H89V9ZM98 9L99 7L97 6H95V9ZM189 8V7H188ZM0 9V10H1ZM23 9V8H22ZM61 9V8H60ZM76 9V8H75ZM79 9V8H78ZM94 9V8H93ZM94 9V10H95ZM193 9V8H192ZM199 13L202 15V17H203V19L206 21L208 18H207V16H209L210 15V13H209V11H208V8H206V7H204L202 4L199 6ZM66 10V9H65ZM64 10V11H65ZM74 10V9H73ZM80 10H81V8H80ZM190 10H191V8H190ZM196 10V9H195ZM247 10V9H246ZM6 11H8V12H6ZM11 11V12H10ZM14 11V10H13ZM223 11V10H222ZM28 12V11H27ZM44 12V11H43ZM63 12V11H62ZM70 12V11H69ZM96 13H97V11H95ZM196 12V11H195ZM251 12V11H250ZM1 13H2V10H1ZM9 13V14H8ZM23 13V12H22ZM80 13V11L78 12V14ZM233 13V12H232ZM231 13V14H232ZM28 14H29V12H28ZM53 14V13H52ZM64 14H65V12H64ZM73 14V13H72ZM83 14V13H82ZM86 14H88V13H86ZM196 14V13H195ZM237 14V13H236ZM66 15V14H65ZM68 15V14H67ZM189 15V14H188ZM214 15V14H213ZM233 15V14H232ZM0 16H1V14H0ZM26 16H28V15H26ZM69 16V15H68ZM72 16V15H71ZM80 16V15H79ZM2 17V16H1ZM0 17V18H1ZM100 17V16H99ZM234 17V16H233ZM68 18V19H67ZM66 19H67V21L68 20H71L69 17H67ZM95 18V19H94ZM184 18H185V16H184ZM210 18V17H209ZM58 19V18H57ZM187 19V18H186ZM215 19V18H214ZM242 19V18H241ZM44 20V19H43ZM42 20V21H43ZM72 20H74V17L72 18ZM202 20V19H201ZM232 20H233V18H232ZM25 21V20H24ZM54 21H57V20H54ZM66 21V20H65ZM64 21V23H66ZM84 21V20H83ZM217 21V20H216ZM226 21V20H225ZM28 22V21H27ZM40 22V21H39ZM70 22V21H69ZM214 22V21H213ZM36 23H38V22H36ZM57 23V22H56ZM100 23V22H99ZM190 23H192V22H190ZM197 23H199V22H197ZM202 23H204V22H202ZM256 23V22H255ZM29 24V23H28ZM27 24V25H28ZM31 24V23H30ZM35 24V23H34ZM42 25H43V23H41ZM48 24V25H47ZM46 24V28L47 29H50L51 28V26H52V22L49 24V23H47ZM49 25H51L50 26V28H48L49 27ZM56 26H57V24H55ZM54 25V26H55ZM66 26L68 25V24H65ZM72 25H73V23H72ZM197 25V24H196ZM212 25H214V24H212ZM37 26H40V24L39 25H37ZM65 26V27H66ZM71 26V25H70ZM77 26V25H76ZM215 26V25H214ZM233 26H234V24H233ZM58 27H60V25L58 26ZM68 27V26H67ZM73 27V26H72ZM81 27V26H80ZM87 27H85V28H87ZM193 27V26H192ZM211 27V26H210ZM234 27H236V26H234ZM249 27V26H248ZM19 28V27H18ZM43 27L42 26H40V29H42ZM45 28V29H46ZM52 28H53V26H52ZM51 28V29H52ZM78 28V27H77ZM188 28V27H187ZM260 28V27H259ZM260 28V29H261ZM35 29H37V28H35ZM61 29H63L62 27H61ZM69 29V28H68ZM74 29H75V27H74ZM194 29V28H193ZM195 29H196V27H195ZM234 29V28H233ZM21 30V29H20ZM19 29H18V31H20ZM27 30V29H26ZM38 30V29H37ZM209 30V29H208ZM236 29H234V31H235ZM241 30V29H240ZM47 31V30H46ZM50 31H54V30H50ZM61 31V30H60ZM66 31H67V29H66ZM76 31V30H75ZM88 31H87V33H88ZM190 31V30H189ZM200 31V30H199ZM222 31V30H221ZM262 31V30H261ZM39 32V33H38ZM205 32V31H204ZM219 32V31H218ZM263 32V31H262ZM19 33V32H18ZM25 33V32H24ZM63 33V32H62ZM121 33V34H120ZM192 33V32H191ZM212 33V32H211ZM214 33V32H213ZM236 33V32H235ZM204 34V33H203ZM218 34V33H217ZM10 35V34H9ZM8 35V37H10ZM12 35H11V37H12ZM64 35V34H63ZM193 35H195L194 33H193ZM197 35V34H196ZM214 35V34H213ZM213 35H211V36H213ZM243 35H244V33H243ZM205 36H206V34H205ZM216 36V35H215ZM261 36V35H260ZM264 36V35H263ZM10 37V38H11ZM73 37V36H72ZM203 37H204V35H203ZM239 37V36H238ZM13 38V37H12ZM11 38V39H12ZM205 38V37H204ZM212 38V37H211ZM214 38V37H213ZM212 38V39H213ZM220 38V37H219ZM223 38H225L224 36H223ZM6 39L4 38V40L6 41ZM182 39H184V40H182ZM199 39V38H198ZM221 39V38H220ZM240 38H238V40H239ZM243 39V38H242ZM254 39V38H253ZM1 40V39H0ZM72 40V39H71ZM204 40V39H203ZM210 39H208V41H209ZM222 40L223 39H221V43H222ZM4 41V42H5ZM75 41V40H74ZM86 41V40H85ZM211 41V40H210ZM224 41V40H223ZM3 41H0V50H2L1 49V47H3V44H1V43H4ZM6 42V43H7ZM246 42V41H245ZM248 42V41H247ZM246 42V43H247ZM157 43H162L163 45H164V52H163V54H161V53H158L157 51H160V50H158V49H156V50H154L155 49V45L157 44ZM186 43V42H185ZM199 43V42H198ZM208 43V46H209V42H207ZM217 43H218V41H217ZM31 44V43H30ZM90 44H91V42H90ZM92 44V45H93ZM188 44V43H187ZM249 44V43H248ZM44 45V44H43ZM72 45V44H71ZM93 45V46H94ZM207 45V44H206ZM211 45H212V42H211ZM213 45H216L215 43L213 44ZM219 45H222V44H219ZM244 45V44H243ZM242 45V46H243ZM255 45V44H254ZM82 47H83V45H81ZM126 46H130V47H132L133 48V52H134V56H133V61L131 62L132 63V67H133V69H134V71H136L137 73L139 72H141V73H143L145 76V78H147V80H148V77L147 76H149V84L148 83H146V84H148L149 86L147 87V89H149V88H151L150 90H153V91H155V90H158L160 93H164V92H167L168 94H169V97H168V99L166 98H164L163 100H162V102H161V104H160V106L159 107H156V108H154L152 105H151V102H153L152 100L150 101V96H149V92L148 91H146L145 90V88L144 87H142V85H143V83L141 84V87L140 86H131L130 85V83L126 80V76L125 75H127V73H126V70L124 69V66H122L123 64H121V62H120V60L121 59H118L119 57H118V54H116L117 53V51H119V50H122V49H125L126 48ZM159 46V45H158ZM201 46V45H200ZM207 46V47H208ZM40 47H41V45H40ZM91 47V46H90ZM89 47V48H90ZM95 47V46H94ZM93 47V48H94ZM206 47V48H207ZM212 47H214V46H212ZM220 47V46H219ZM243 47H245V46H243ZM256 47H257V45H256ZM39 48V47H38ZM37 48V49H38ZM64 48V47H63ZM88 48V49H89ZM96 48V49H97ZM203 48H205V47H203ZM209 48V52H210V46L208 47ZM216 48V47H215ZM215 48H213V49H215ZM82 49V48H81ZM221 49V48H220ZM219 49V50H220ZM11 50V49H10ZM19 50V49H18ZM87 50V49H86ZM95 50V49H94ZM93 50V51H94ZM180 50V51H179ZM258 50V49H257ZM89 51V50H88ZM87 51V52H88ZM188 51V50H187ZM191 51H193V50H191ZM203 51V50H202ZM206 51V50H205ZM207 51H208V49H207ZM214 52H216L215 50H213ZM223 51V50H222ZM89 52H91V50L89 51ZM88 52V53H89ZM132 52V53H133ZM208 52V53H209ZM225 52V51H224ZM224 52H220L219 51V54L220 53H224ZM250 52V51H249ZM10 53H12V52H10ZM9 53V54H10ZM17 53V52H16ZM19 53V52H18ZM88 53H87V56H90V54L88 55ZM91 53H93V52H91ZM94 53H98V52H94ZM183 53H185V52H181V54H182V56H183ZM231 53V52H230ZM229 53V54H230ZM251 53H253V52H251ZM8 54V53H7ZM43 54H44V52H42V49H40L39 48V50L37 51V53L35 54V56L34 57H31V56H27L26 55V57L25 58H19V57H15V55H13V57L14 58H11V56L10 57H5V59H2L1 61H0V123L1 124H9V122L12 124V125H14V126H16V127H18V131L20 132V127H22V128H24V129H21L22 130V133L23 132H26L27 133V135L28 136H30V137H28L27 136V138L29 139H34L35 138V129L32 127V126H26V127H24V126H22L20 123H19V120L21 121V123L24 121V119H25V117L24 116H26V112L27 111H29V107H31V108H35V107H37V103L35 104V103H32L31 101L30 102H27L26 104L24 103V104H20V103H18V104H16L14 101H15V99H16V96L17 95H21V94H23L22 96H20V97H23L26 93H27V91L29 90V87L32 85V81L29 79V78H27V71H28V69H29V67H31V66H35L37 63H38V61H36L37 59L38 60H40L41 61V59H42V57H44L43 56ZM86 54V53H85ZM85 54H83V55H85ZM201 54L203 55L204 54V52L202 53L201 52ZM222 54H220V55H222ZM228 54V55H229ZM261 54V53H260ZM259 54V55H260ZM17 55V54H16ZM19 55H20V53H19ZM34 55V54H33ZM96 55V54H95ZM196 55V54H195ZM212 55V50H211V53H210V57H212L211 56ZM224 55V54H223ZM252 55V54H251ZM5 56H7V55H5ZM9 56V55H8ZM18 56V55H17ZM80 56V55H79ZM101 56V55H100ZM123 56V55H122ZM121 56V57H122ZM127 56V55H126ZM186 56V55H185ZM197 56V55H196ZM208 56V57H209ZM230 56V55H229ZM91 57V56H90ZM94 57V56H93ZM188 57H190V56H188ZM204 57V56H203ZM86 58V57H85ZM95 58H96V56H95ZM196 58V57H195ZM205 58V57H204ZM248 58V57H247ZM184 59V58H183ZM197 59V58H196ZM206 59V58H205ZM204 59V60H205ZM218 59V58H217ZM261 59V58H260ZM260 59H259V61H260ZM185 60V59H184ZM183 60V61H184ZM189 60V59H188ZM191 60V59H190ZM189 60V61H190ZM203 60V61H204ZM211 62H212V60L211 59H209ZM208 60V61H209ZM248 60V59H247ZM130 61V60H129ZM178 61V60H177ZM188 61V62H189ZM203 61H201V63H203ZM206 61V60H205ZM223 61V60H222ZM246 61V60H245ZM249 61V60H248ZM258 61V62H259ZM94 62V61H93ZM108 62V61H107ZM185 62H187V61H185ZM184 62V64H186ZM220 62V61H219ZM261 62V61H260ZM175 63V62H174ZM180 63V62H179ZM190 64L191 63H193V61L192 62H189ZM195 63H196V61H195ZM207 63V62H206ZM214 63V62H213ZM236 62H234V64H235ZM249 63V62H248ZM89 64V63H88ZM92 64V63H91ZM173 64V63H172ZM196 64H198V63H196ZM195 64V65H196ZM200 64V63H199ZM218 64H220V63H218ZM221 64H223V63H221ZM225 64V63H224ZM247 63H245V65H246ZM250 64V63H249ZM248 64V65H249ZM257 64H263V63H257ZM41 66V68H42V70H44V64L42 65V64H40ZM107 65H108V63H107ZM130 65V64H129ZM204 65V64H203ZM208 65H209V63H208ZM207 65V66H208ZM211 65H212V67L214 66L212 63H211ZM227 65V64H226ZM225 65V66H226ZM230 65H232V63L230 64ZM260 65V67L261 68H263L262 66ZM125 66H127V65H125ZM179 66H181V65H179ZM182 66H184L183 64H182ZM185 66H188V65H185ZM192 66V65H191ZM200 66V65H199ZM210 66V65H209ZM220 66V65H219ZM112 67V68H111ZM190 67V66H189ZM193 67H195V66H192L191 68H193ZM201 67H203V66H201ZM205 67V66H204ZM212 67H211V69H212ZM220 67H222V66H220ZM234 67V66H233ZM247 67V66H246ZM87 68H89V67H87ZM130 68V67H129ZM128 68V69H129ZM173 68V67H172ZM176 68V67H175ZM196 68V67H195ZM227 68H229V64H228V66H227ZM235 68V67H234ZM239 68H241V65H240V67ZM250 66H249V72H250ZM85 69H86V66H85ZM85 69H83V70H85ZM133 69L131 70V71H133ZM203 69V68H202ZM206 69V68H205ZM205 69H203V71L205 70ZM210 69V68H209ZM211 69H210V71H211ZM215 71H216V73H219V71H221V70H219V69H224V68H219V67H217V65L215 66ZM213 69V70H214ZM236 69V68H235ZM260 69V68H259ZM78 70H80V69H78ZM189 70V69H188ZM188 70H186V71H188ZM191 70V69H190ZM189 70V71H190ZM199 70H201V68H199ZM238 70V69H237ZM90 71V70H89ZM129 71V70H128ZM164 71V70H163ZM187 72V74L188 73H190V72ZM194 71V70H193ZM207 71V70H206ZM209 71V72H210ZM215 71H213V72H215ZM230 71V70H229ZM234 71V70H233ZM245 71H246V69H245ZM264 71V70H263ZM180 72V73H179ZM196 72V73H195ZM194 72V74H195V76H196V74H197V71H195ZM212 72V71H211ZM224 72V71H223ZM237 72V71H236ZM256 72V71H255ZM43 73V75L44 74H46V73H44V72H42ZM90 73V72H89ZM90 73V74H91ZM131 73V72H130ZM132 73H135V72H132ZM202 73H204V72H202ZM206 73V72H205ZM204 73V74H205ZM215 73V74H216ZM231 73H232V71H231ZM230 73V74H231ZM240 73V72H239ZM243 73V72H242ZM245 73V72H244ZM251 73V72H250ZM261 73H263L262 71H261ZM260 73V74H261ZM82 74V73H81ZM84 74V73H83ZM183 74H185V70H184V73ZM191 74H192V72H191ZM208 75L210 74V73H207ZM213 74V73H212ZM226 74V73H225ZM246 74H247V72H246ZM245 74V75H246ZM85 75H87V74H85ZM91 75V76H92ZM137 75H139V74H137ZM203 75V74H202ZM201 75V76H202ZM219 75H221V73L219 74ZM240 75V74H239ZM242 75V74H241ZM244 75V76H245ZM88 76V75H87ZM86 76V77H87ZM133 76V75H132ZM204 76V75H203ZM223 76V75H222ZM230 76V75H229ZM243 76V75H242ZM248 76V75H247ZM78 77H80V75L78 76ZM136 77H138V76H136ZM140 77V76H139ZM184 77V76H183ZM188 78H189V76H187ZM196 77H198V76H196ZM206 77H207V75H206ZM206 77H202L203 79H205ZM212 77V76H211ZM221 76H217V78H220ZM240 77V76H239ZM253 77V76H252ZM90 78V77H89ZM128 78V77H127ZM182 78V77H181ZM201 78V79H202ZM227 78V77H226ZM234 78V77H233ZM59 79V78H58ZM88 79V78H87ZM91 79V78H90ZM115 79V78H114ZM191 79V78H190ZM192 79H193V77H192ZM191 79V80H192ZM201 79H198V80H201ZM203 79H202V81H203ZM207 79V78H206ZM205 79V80H206ZM212 79V78H211ZM213 79H215L214 77H213ZM212 79V80H213ZM221 79H222V77H221ZM225 79V78H224ZM223 79V80H224ZM232 79V78H231ZM219 80V79H218ZM222 80V81H223ZM245 80H247V78H245ZM55 81V80H54ZM139 81V80H138ZM141 81V80H140ZM185 81V79L182 81V83ZM187 81V80H186ZM217 81V80H216ZM221 81V82H222ZM228 81V80H227ZM233 81V80H232ZM61 82V81H60ZM131 82V81H130ZM208 82V81H207ZM206 82V83H207ZM220 82V80L218 81V83ZM58 83V82H57ZM113 83V82H112ZM139 83V82H138ZM141 83V82H140ZM203 83V82H202ZM212 84H214L213 82H211ZM218 83L217 84H214L215 85V88H216V85L218 86ZM236 83V82H235ZM235 83H234V85H235ZM238 83V82H237ZM34 84V83H33ZM115 84V83H114ZM137 84V83H136ZM191 84H192V82H191ZM196 84V83H195ZM199 84H201V83H199ZM211 84V85H212ZM226 84V83H225ZM224 84V85H225ZM57 85H59V84H57ZM84 85V84H83ZM83 85H82V87H83ZM86 85V84H85ZM84 85V86H85ZM117 85V84H116ZM140 85V84H139ZM182 85V84H181ZM184 86H185V82H184V84H183ZM193 85V84H192ZM210 85V84H209ZM209 85L207 84V86L209 87ZM211 85H210V87H211ZM224 85H222V86H220V87H218V88H221V87H223ZM227 85H229V84H227ZM237 85H240L239 83L237 84ZM200 86V85H199ZM201 86H204V85H201ZM200 86V87H201ZM241 86V85H240ZM75 87V86H74ZM117 87V86H116ZM183 87V86H182ZM196 87V86H195ZM195 87H193V88H195ZM209 87V88H210ZM214 87V86H213ZM226 87V86H225ZM235 87V86H234ZM249 87H251V86H249ZM255 86H253V88H254ZM31 88V87H30ZM57 88V87H56ZM181 88V87H180ZM188 88V87H187ZM185 89V90H188V89ZM197 88V87H196ZM199 88V87H198ZM202 88V87H201ZM205 88V87H204ZM204 88H202V89H204ZM224 88V87H223ZM227 88V87H226ZM230 88V87H229ZM252 87H251V90L253 89ZM222 89V88H221ZM220 89V90H221ZM102 90V91H101ZM105 90V91H104ZM110 90V89H109ZM182 91L184 90V88H182L181 89ZM206 90H207V88H206ZM210 90V89H209ZM209 90H208V92H209ZM215 90V89H214ZM213 90V91H214ZM243 90V89H242ZM81 91H82V89H81ZM192 92V90H189V92ZM203 90H201V92H202ZM205 91V90H204ZM212 91V92H213ZM216 91V90H215ZM217 91H218V89H217ZM216 91V93L215 94H217L218 92L219 93H221L222 92V90H221V92L220 91H218L217 92ZM245 91V90H244ZM247 91H248V89H247ZM253 91V90H252ZM252 91H251V93H252ZM101 92H102V94H101ZM181 92V91H180ZM188 92V93H189ZM195 92V91H194ZM193 92V93H194ZM200 92V91H199ZM199 92H195V95L197 94V93H199ZM207 92V91H206ZM207 92V93H208ZM85 93H83V94H85ZM185 93V92H184ZM183 93V94H184ZM187 93V92H186ZM203 93V92H202ZM201 93V94H202ZM133 94V93H132ZM134 94V95H135ZM206 94V93H205ZM93 95V96H94ZM190 94H187V96H189ZM204 95V94H203ZM209 95H210V93H209ZM208 95V96H209ZM222 95V94H221ZM62 96V95H61ZM131 96V95H130ZM191 96V95H190ZM190 96H189V98H190ZM199 96V95H198ZM202 96V95H201ZM206 97L207 98V100H209L208 98L209 97H211V96H209V97ZM215 96H217L218 97V95H215ZM237 96H238V94H237ZM240 96V95H239ZM250 96H252V95H250ZM249 96V97H250ZM26 97H27V94H26ZM92 97V96H91ZM91 97H90V99H91ZM112 97V96H111ZM125 97H128V96H125ZM132 97H133V95H132ZM153 97V96H152ZM181 97H183L182 95H181ZM204 96H202V98H203ZM128 98H130V97H128ZM128 98H127V100H128ZM199 98V97H198ZM220 98V97H219ZM25 99V98H24ZM23 99V100H24ZM73 99V98H72ZM83 99H84V97H83ZM87 99V98H86ZM153 99V98H152ZM158 99H159V97H158ZM179 99V98H178ZM180 99H182V98H180ZM188 99V98H187ZM204 99V98H203ZM212 99V98H211ZM220 99H224V98H220ZM74 100V99H73ZM89 100V99H88ZM94 100H96V99H94ZM184 100H186V99H184ZM190 100H192L191 98H190ZM190 100H188V101H190ZM200 100V99H199ZM199 100H197V102L196 103H198V101ZM214 100V99H213ZM216 100V99H215ZM236 100V99H235ZM25 101V100H24ZM27 101V100H26ZM75 101V100H74ZM175 101V100H174ZM183 101V100H182ZM187 101V102H188ZM196 100H194L193 102H195ZM203 101V100H202ZM201 101V102H202ZM205 101V100H204ZM218 101V100H217ZM221 101V100H220ZM3 102L4 103H6V105L7 106H4L3 105ZM38 102V101H37ZM71 102L73 103V101L71 100ZM86 102V104H87V101H85ZM89 102H90V100H89ZM89 102H88V104H89ZM98 102V103H99ZM181 102V101H180ZM186 102V103H187ZM191 102V101H190ZM224 102H226V101H224ZM258 102V101H257ZM263 102V101H262ZM22 103V102H21ZM45 103V102H44ZM80 103V102H79ZM94 103V102H93ZM126 103V102H125ZM175 103V102H174ZM192 103V102H191ZM227 103V102H226ZM232 103H234V102H232ZM8 104H10L11 106L10 107H8ZM69 104H71V103H69ZM85 104V103H84ZM84 104H83V106H84ZM88 104H87V107H88ZM182 104V103H181ZM235 104V103H234ZM234 104H231L232 105V107L234 106L235 107V105ZM55 105V104H54ZM58 105V104H57ZM57 105H55V106H57ZM92 105V104H91ZM105 105H107V104H105ZM121 105V104H120ZM176 103L174 104V107L176 108ZM186 105V104H185ZM194 105H195V103H194ZM200 105V104H199ZM206 105V104H205ZM204 105V106H205ZM219 105V104H218ZM223 105H224V103H223ZM230 104L229 103H227V105L225 106V109H226V111L227 110H231L230 109V106H229ZM252 105V104H251ZM250 105V106H251ZM255 105V107H256V104H254ZM124 106V105H123ZM126 106V105H125ZM156 106V105H155ZM188 106V105H187ZM197 106H198V104H197ZM196 106V107H197ZM207 106V105H206ZM237 106H239V105H237ZM241 106V105H240ZM59 107V106H58ZM70 107V106H69ZM78 107H81V106H78ZM86 107V110H90V109H88ZM92 107V106H91ZM93 107L95 108V106L93 105ZM98 107V106H97ZM195 107V106H194ZM194 107L193 108H191V109H194ZM202 108H204L203 106H201ZM231 107V108H232ZM242 107H244V105L242 106ZM252 107V106H251ZM82 108V107H81ZM140 108V110L142 109H144V111H142V113L141 114H143V116L141 115V114H139V112H138V109ZM208 108V106L206 107V109ZM239 108H241V107H238V109ZM85 109V108H84ZM92 109V108H91ZM126 109L124 110L123 109V111H126ZM180 108H178V110H179ZM184 109H185V107H184ZM191 109H189V110H191ZM216 109H218V108H215V110ZM244 109V108H243ZM246 109V108H245ZM58 110H60V109H58ZM67 111H69V109H66ZM94 110V109H93ZM139 110V111H140ZM172 110V109H171ZM186 110H188V108H186ZM236 110H237V108H236ZM235 110V111H236ZM247 110V109H246ZM32 111V110H31ZM66 111V112H67ZM91 111V110H90ZM104 111V110H103ZM167 111H169V112H167ZM184 111V110H183ZM194 111H196V110H194ZM193 111V112H194ZM200 111V110H199ZM199 111H198V113H199ZM202 111V110H201ZM217 111V110H216ZM221 111V110H220ZM233 111V110H232ZM232 111H230V112H232ZM253 111V113L255 112L254 110H252ZM251 111V112H252ZM82 112V111H81ZM122 112V111H121ZM171 112H173L174 113V110L173 111H171ZM185 112V111H184ZM189 112H191V111H189ZM193 112H191L192 114H193ZM218 112H219V109H218ZM222 112V111H221ZM248 112V111H247ZM68 113V112H67ZM177 113H178V111H177ZM201 113H204L203 111L201 112ZM200 113V114H201ZM213 113H214V111H213ZM233 113V112H232ZM235 113V112H234ZM256 113V112H255ZM259 113L260 112H258V116H260L259 115ZM69 114V113H68ZM82 114V113H81ZM88 114V113H87ZM163 114V117H164V119L162 118L161 119V117H160V115H162ZM197 114V113H196ZM196 114H194V115H196ZM35 115V114H34ZM73 115V114H72ZM72 115H71V117H72ZM92 115H93V113H92ZM172 115V116H171ZM193 115V119H194V116ZM203 115V114H202ZM205 115V114H204ZM203 115V116H204ZM231 115V114H230ZM254 115H256V114H254ZM85 116H86V114H85ZM110 116V115H109ZM120 116H122V115H120ZM128 116H126V117H128ZM180 116V115H179ZM185 116H186V114H185ZM188 116V115H187ZM190 116V115H189ZM199 116V115H198ZM206 116V115H205ZM232 116V115H231ZM236 116V115H235ZM243 116V115H242ZM249 116V115H248ZM257 116V117H258ZM263 116V115H262ZM88 117H89V115H88ZM88 117H87V120H88ZM93 117V116H92ZM174 117H175V119H176V116L174 115ZM200 117V116H199ZM219 117V119H220V121H223V122H227V123H225V125L226 124H228L229 123V121H230V119L228 118V115L226 114V112H225V114H224V111H223V114L222 113H218L217 114V118ZM253 117V116H252ZM257 117H256V119H257ZM264 117V116H263ZM24 118V119H23ZM33 118V117H32ZM53 118V117H52ZM66 118V117H65ZM80 118V117H79ZM98 118H101V117H99L98 116ZM124 118V117H123ZM178 118V117H177ZM196 118V117H195ZM198 118V117H197ZM228 118V119H227ZM234 118V115H233V117H232V119ZM242 118V117H241ZM247 118V121H248V117H246ZM23 119V120H22ZM27 119V118H26ZM30 119V118H29ZM51 119V118H50ZM54 119V118H53ZM92 119V118H91ZM90 119V120H91ZM102 119V118H101ZM125 119H127V118H125ZM129 119V118H128ZM192 119V120H193ZM216 119V118H215ZM239 119H240V116H239ZM243 119V118H242ZM250 120H252L251 118H249ZM255 119V118H254ZM254 119H253V123H256L257 121H256V119H255V121H254ZM261 120V118H259L258 117V120ZM68 120V119H67ZM71 120V119H70ZM74 120V119H73ZM85 120V119H84ZM94 120H96V121H99V120H97V119H94ZM105 120V119H104ZM245 120V119H244ZM30 121V120H29ZM32 121V120H31ZM35 121V120H34ZM57 121V120H56ZM77 121V120H76ZM75 121V122H76ZM93 121V120H92ZM122 121H123V119H122ZM126 121V120H125ZM128 121H130V120H128ZM168 121V120H167ZM171 120H169V122H170ZM176 121V120H175ZM183 121V120H182ZM194 121V120H193ZM217 122H218V120H216ZM240 121H243V120H240ZM239 121V122H240ZM247 121H246V123H247ZM63 122H64V120H63ZM73 122V121H72ZM79 122V121H78ZM86 122V121H85ZM88 122V121H87ZM91 122V121H90ZM90 122H89V125H90ZM104 122V121H103ZM120 122V121H119ZM132 122V121H131ZM166 122V121H165ZM173 122V121H172ZM180 122V121H179ZM199 122V121H198ZM212 122V121H211ZM222 122V125L224 124ZM235 122H238V121H235ZM259 122V121H258ZM67 123V122H66ZM81 123V122H80ZM96 123V122H95ZM94 123V124H95ZM213 123V122H212ZM250 123V122H249ZM24 124H26V122H24ZM32 124H33V122H32ZM44 124V123H43ZM54 124V123H53ZM68 124H69V121H68ZM88 124V123H87ZM92 124V123H91ZM99 124H101V123H99ZM99 124H97V125H99ZM111 124V123H110ZM125 124V123H124ZM167 124V123H166ZM178 124V123H177ZM186 124V123H185ZM188 124V123H187ZM187 124H186V126H187ZM203 124V123H202ZM233 124H235V123H233ZM232 124V126H233V130H236V131H231V132H237L238 130L237 129H234V128H236V127H234V125ZM245 124V123H244ZM34 125V124H33ZM37 125V124H36ZM81 125V124H80ZM104 125V124H103ZM126 125V124H125ZM179 125V124H178ZM177 125V126H178ZM191 125H193V123L191 124ZM199 125V124H198ZM229 125H230V123H229ZM228 125V126H229ZM236 125V124H235ZM241 125H242V123H241ZM241 125H238V126H241ZM247 125V124H246ZM250 125V124H249ZM251 125H252V123H251ZM3 126V125H2ZM1 126V127H2ZM61 126H63V125H61ZM92 126V125H91ZM160 126H161V124H160ZM181 126V125H180ZM184 126V128H186L185 127V125H183ZM183 126H181L182 128H183ZM248 126V125H247ZM4 127H5V125H4ZM10 127V126H9ZM83 127V126H82ZM89 127V126H88ZM180 127V128H181ZM193 127H195L194 125H193ZM220 127V126H219ZM222 127V126H221ZM226 127V126H225ZM245 127V126H244ZM249 127H251V126H249ZM253 127V126H252ZM40 127H38L37 129H39ZM65 128V127H64ZM80 128V127H79ZM93 128V127H92ZM107 128V127H106ZM152 128V127H151ZM174 128V127H173ZM192 128V127H191ZM191 128H189V129H191ZM197 128H198V126H197ZM196 128V129H197ZM211 128V127H210ZM209 128V129H210ZM230 127H228L227 129H229ZM239 128V127H238ZM246 128V127H245ZM254 129L256 128V127H253ZM8 129V128H7ZM90 129V128H89ZM137 129H136V131H137ZM179 129V128H178ZM178 129H177V137H178V135L180 134V132L178 133ZM193 129V128H192ZM199 129H201V128H199ZM226 129V128H225ZM257 130H264V124H262L261 123V121H260V125H258V127L256 128ZM24 130V131H23ZM41 130V129H40ZM63 130V129H62ZM68 130V129H67ZM70 130V129H69ZM84 130V129H83ZM134 130V129H133ZM159 130V129H158ZM165 130V129H164ZM176 130V129H175ZM181 130H183V129H181ZM188 130V129H187ZM198 130V129H197ZM196 130V131H197ZM219 130V129H218ZM240 130H242V127H241V129ZM243 130H245L244 128H243ZM242 130V131H243ZM252 130V129H251ZM1 131V130H0ZM2 131H5V130H2ZM59 131H60V129H59ZM65 131V130H64ZM63 131V133H66V132H64ZM71 131H73V130H71ZM77 131H79V130H77ZM80 131H82V130H80ZM96 131V130H95ZM144 131V130H143ZM149 131V130H148ZM155 131V130H154ZM153 131V132H154ZM196 131H195V136H196ZM202 131V130H201ZM200 131V133L202 134V133H204V132H201ZM210 131V130H209ZM221 131V130H220ZM241 131V132H242ZM248 131L251 133V131H250V129H248ZM247 131V133H249ZM255 131V130H254ZM44 132V131H43ZM47 132V131H46ZM84 132V131H83ZM135 132V131H134ZM139 132V131H138ZM150 132V131H149ZM152 132V133H153ZM191 132V130L189 131V133ZM239 132V131H238ZM246 132V131H245ZM245 132H243V133H245ZM3 133V132H2ZM6 133H8L7 131H6ZM10 133V132H9ZM21 133V132H20ZM22 133L21 134H19V135H17V134H14V135H12V137L13 138H11L10 140H8L7 142L6 141H4V142H1L2 140H0V148H1V150L2 149H4V151L7 153V154H4L5 155V157H7V159H9V160H7L6 162L7 163H4L5 164V167L3 168V171H2V177H0V178H2L3 180V182L2 183H4L2 186H1V188H2V190H3V193H7L6 195H8V198H5V199H8V208H12L13 209V211H11V213L13 212H15V211H17V206H15V199H16V194L14 193V181L15 180H18V179H21V181H22V178L24 177L25 179H26V181H28L29 183H28V185L29 184H32L33 183V181L35 180V181H37L36 183H38L39 182V180L36 178L37 176H36V174L37 173H39L38 175L41 177L40 179H41V181H43L44 183L46 182V184L47 183H49L50 185H52L51 187H54V188H58L57 186H55L56 184H55V181L57 180H53V178H52V176L50 175V171L51 172H53L52 170L54 169V170H56L55 168V163H54V160L53 161H51V162H47L46 161V159H45V162H43V160H41V159H43L44 157H43V155L41 154V152H43L44 151V149H43V146L41 147L40 146V144H39V141L38 140H34L35 141V143H36V146L34 147V145L35 144H32V142H28V140H26V138L25 139H22L21 137H22ZM26 133L24 134V135H26ZM50 133V132H49ZM48 133V134H49ZM63 133H61L62 135H63ZM73 133H74V131H73ZM77 133H80V132H76V134ZM88 133H89V131H88ZM95 133V132H94ZM173 133V132H172ZM188 133V134H189ZM193 133H194V131H193ZM229 133V132H228ZM242 133V134H243ZM246 133V134H247ZM253 134H255V132H252ZM258 133V132H257ZM256 133V134H257ZM40 134H42V133H40L39 132V135ZM44 134H45V132H44ZM59 134V133H58ZM87 134V133H86ZM104 134V133H103ZM141 134V133H140ZM171 134V133H170ZM175 134H176V131H175ZM200 134V135H201ZM216 134V133H215ZM234 134V133H233ZM237 134V133H236ZM253 134H251V135H253ZM260 134V133H259ZM6 135V134H5ZM4 135V136H5ZM23 135V136H24ZM73 135V134H72ZM89 135V134H88ZM136 135V134H135ZM141 135H144V133L143 134H141ZM140 135V136H141ZM146 135V134H145ZM152 135V134H151ZM150 135V136H151ZM155 135V134H154ZM184 135V134H183ZM185 135H187V133L185 134ZM199 135V134H198ZM197 135V136H198ZM204 135H206V134H204ZM203 134H202V136H204ZM219 135V134H218ZM239 135V134H238ZM258 135V134H257ZM37 136V135H36ZM41 136V135H40ZM40 136H38V137H40ZM47 136H49V135H47ZM56 136V135H55ZM63 136H65V135H63ZM62 136V137H63ZM109 136V135H108ZM121 136H123V135H121ZM131 136V135H130ZM140 136L138 135V136H136L137 138H140ZM158 136H160V135H158ZM173 136L175 137V135L173 134ZM190 136H192V135H190ZM189 136V137H190ZM196 136V137H197ZM235 136V135H234ZM234 136H232L231 135V140L234 138ZM242 136V135H241ZM241 136H237V137H241ZM249 136V135H248ZM255 136V135H254ZM254 136H252V137H254ZM26 137V136H25ZM44 137H46V136H44ZM85 137V136H84ZM92 137V136H91ZM136 137H134V138H136ZM161 137V136H160ZM179 137H181V136H179ZM196 137H195V139H196ZM201 137V136H200ZM216 137H218V136H216ZM233 137V138H232ZM236 137V138H237ZM244 137V136H243ZM7 138V137H6ZM5 138V139H6ZM10 138V137H9ZM37 138V137H36ZM43 138V137H42ZM58 138V137H57ZM56 138V139H57ZM64 138H66V137H64ZM71 138H72V136H71ZM70 138V139H71ZM133 138V139H134ZM136 138V139H137ZM143 138H145L144 136H143ZM142 138V140H144ZM147 138V137H146ZM145 138V139H146ZM194 138V137H193ZM192 138V139H193ZM213 138V137H212ZM247 138V137H246ZM251 138V137H250ZM264 138V137H263ZM29 139V140H30ZM59 139V138H58ZM57 139V140H58ZM62 139V138H61ZM128 139V138H127ZM141 139V138H140ZM172 139V138H171ZM175 139V138H174ZM179 139V138H178ZM187 138H185V140H186ZM190 139H191V137H190ZM189 139V140H190ZM191 139V140H192ZM208 139V138H207ZM219 138H217L216 139V141L218 140ZM238 139V142H239V140L241 139H239V138H237ZM47 140V139H46ZM49 140H50V138H49ZM54 140H55V138H54ZM71 140H73V138L71 139ZM85 140V139H84ZM149 140V139H148ZM154 140H155V138H154ZM158 140V139H157ZM160 140V139H159ZM162 140V139H161ZM175 140H177V139H175ZM181 140V139H180ZM179 140V141H180ZM184 140V139H183ZM188 140V141H189ZM194 140V139H193ZM197 140H199L198 139V137H197ZM196 140V141H197ZM203 139H201L200 138V141H202ZM252 140V139H251ZM36 141H38V142H36ZM44 141H45V139H44ZM61 141H63V139L61 140ZM74 141V140H73ZM103 141V140H102ZM125 141V140H124ZM128 141V140H127ZM139 141V140H138ZM138 141H137V143H138ZM169 141V140H168ZM178 141V140H177ZM187 140H186V142H188ZM195 141V142H196ZM206 141V140H205ZM204 140H203V142H205ZM210 141V140H209ZM214 141H215V139H214ZM233 141H236V140H233ZM247 141V140H246ZM21 143V146H22V150H17L16 149V144L17 143ZM59 142V141H58ZM64 142V141H63ZM82 142V141H81ZM143 142V141H142ZM145 142H148V141H145ZM150 142V141H149ZM152 142H153V140H152ZM163 142V141H162ZM173 142V141H172ZM175 142V141H174ZM182 142H184V141H182ZM195 142H194V145H196L195 144ZM223 142V141H222ZM221 142V143H222ZM251 142V141H250ZM253 142H255V141H253ZM253 142H252V144H253ZM34 143V142H33ZM47 143V142H46ZM51 143V142H50ZM69 143H71V142H69L68 141V144ZM80 143V142H79ZM95 143V142H94ZM102 143V142H101ZM109 143H110V141H109ZM112 143V142H111ZM130 143H132V141H130ZM140 143V142H139ZM185 143V142H184ZM202 143V142H201ZM215 143V142H214ZM218 144L220 143V142H217ZM262 143V142H261ZM60 144V143H59ZM73 144V143H72ZM107 144V143H106ZM123 144V143H122ZM150 144V146L152 145L153 146V144H151V143H149ZM148 144V145H149ZM168 144H170V145H172V143H168ZM209 144V143H208ZM212 144V143H211ZM256 144V143H255ZM263 144H264V142H263ZM69 145H71V144H69ZM77 145V144H76ZM83 145V144H82ZM100 145V144H99ZM118 145V144H117ZM145 145V144H144ZM143 144L142 145H140V146H144ZM174 145V144H173ZM185 145V144H184ZM184 145H182V146H184ZM189 145H190V143H189ZM198 145H200V144H197V146ZM220 145V144H219ZM234 144H232L231 145V147L233 146ZM248 145V144H247ZM246 145V146H247ZM257 145V144H256ZM19 146H20V144H19ZM20 146V147H21ZM57 146V145H56ZM72 146V145H71ZM88 146V145H87ZM106 146V145H105ZM107 146H108V144H107ZM139 146V147H140ZM147 146V145H146ZM155 146V145H154ZM154 146H153V148H154ZM156 146H157V144H156ZM186 146V145H185ZM187 146H188V144H187ZM193 146V144H191V147ZM201 146H203L202 144H201ZM200 146V147H201ZM259 146V145H258ZM257 146V147H258ZM43 149L42 151L39 149ZM66 147V146H65ZM75 147V146H74ZM82 147V146H81ZM103 147V146H102ZM119 147V146H118ZM158 147V146H157ZM166 147H168V145L166 146ZM175 147V146H174ZM173 147V148H174ZM219 147V146H218ZM223 147V146H222ZM254 147V146H253ZM261 147V146H260ZM259 147V148H260ZM83 148V147H82ZM151 149H152V147H150ZM159 148V147H158ZM158 148H156V150H158ZM184 148V147H183ZM186 148V147H185ZM188 148H190V146H188ZM195 148L196 147H194V150H195ZM203 148V147H202ZM201 148V149H202ZM213 148H214V146H213ZM217 148V147H216ZM215 148V149H216ZM226 148V147H225ZM230 148V147H229ZM244 148V147H243ZM256 148V147H255ZM19 149V148H18ZM46 149V148H45ZM67 149V148H66ZM72 149V148H71ZM79 149H80V146H79ZM85 149V148H84ZM122 149H124V148H122ZM155 149V148H154ZM160 149L161 148H159V151H160ZM162 149H164V148H162ZM177 148H175L174 150H176ZM191 149V148H190ZM199 149V148H198ZM205 149V148H204ZM203 149V150H204ZM208 149H209V147H208ZM245 150H246V147L244 148ZM261 149V148H260ZM15 150H17V151H22V153L21 154H23L24 155V159L22 160V162L21 163H19V165H13L12 163V161H14L15 159H14V155H15ZM39 150L41 151L40 153H39ZM47 150V149H46ZM53 150V149H52ZM73 150V149H72ZM76 150H77V148H76ZM140 150V149H139ZM147 150V149H146ZM153 150V149H152ZM152 150H150V152L152 151ZM186 150V149H185ZM206 150H207V147H206ZM210 150H212V149H210ZM209 150V151H210ZM218 150V149H217ZM48 151V150H47ZM66 151V150H65ZM81 151V150H80ZM118 151V150H117ZM144 151V150H143ZM149 151V150H148ZM178 151V150H177ZM182 151V150H181ZM184 151V150H183ZM189 151V150H188ZM199 151H201V150H199ZM205 151V150H204ZM235 151V150H234ZM238 151V150H237ZM250 151V150H249ZM252 151V150H251ZM259 151V150H258ZM261 151V150H260ZM55 152V151H54ZM60 152V151H59ZM69 152H71V151H69ZM72 152H74V151H72ZM71 152V155H69V156H66V157H68L69 158V160H68V163H67V165L68 166H70V165H72V168H73V163L75 164L76 163V161H77V159H79L78 157V155H77V153L75 154H73ZM78 152V151H77ZM89 152H91V151H89ZM170 152V151H169ZM187 152V151H186ZM190 152V151H189ZM207 152V151H206ZM221 152V151H220ZM228 153H230L229 151H227ZM227 152H226V155H227ZM246 152V151H245ZM248 152V151H247ZM256 152V151H255ZM255 152H253V153H255ZM3 153V152H2ZM1 153V154H2ZM46 152H44V154H45ZM66 153V152H65ZM102 153V152H101ZM143 153V152H142ZM173 153V152H172ZM191 153V152H190ZM193 153V152H192ZM191 153V154H192ZM195 153H197V150H196V152ZM249 153V152H248ZM38 154H41V156H42V158H38V157H40V155H38ZM61 154V153H60ZM123 154V153H122ZM125 154V153H124ZM124 154H123V156H124ZM127 154V153H126ZM129 154V153H128ZM132 154V153H131ZM137 154V153H136ZM151 155L149 156V160H151L150 162H152L153 164H154V166H155V162H157V160L159 159V155H157V151H156V153L155 152H153V153H150ZM170 154V153H169ZM251 154V153H250ZM257 154V153H256ZM259 154V153H258ZM262 155H263V153H261ZM17 155V154H16ZM15 155V156H16ZM19 155V154H18ZM25 155H26V157H25ZM45 155H47V154H45ZM87 155V154H86ZM89 155V154H88ZM96 155V154H95ZM115 155V154H114ZM119 155H120V153H119ZM168 155V154H167ZM175 154H173V156H174ZM177 155V154H176ZM183 155V154H182ZM203 155V154H202ZM244 155V154H243ZM143 156V155H142ZM144 156H146V155H144ZM186 156V155H185ZM187 156H188V154H187ZM193 156V155H192ZM195 156H197V155H195ZM206 156H207V154H206ZM214 156V155H213ZM228 156H230L229 154H228ZM233 156V155H232ZM239 156V155H238ZM247 156V155H246ZM19 157V156H18ZM52 157V156H51ZM60 157V156H59ZM63 157V156H62ZM65 157V156H64ZM65 157V158H66ZM81 157V156H80ZM92 156H90L89 158H91ZM107 157H108V155H107ZM116 157V156H115ZM133 157V159H134V156H132ZM146 157H148V156H146ZM178 157V156H177ZM190 157V156H189ZM198 157V156H197ZM205 157V156H204ZM240 157V156H239ZM245 157V156H244ZM253 157H254V154H253ZM264 157V156H263ZM100 158V157H99ZM119 158H121V157H119ZM174 158V157H173ZM181 158H183V157H181ZM214 158V157H213ZM250 158V157H249ZM258 158V157H257ZM262 158V157H261ZM5 159V158H4ZM18 159V158H17ZM106 158H104V160H105ZM162 159V158H161ZM185 159H187V158H185ZM184 159V162L186 163V160ZM190 159V158H189ZM198 159V158H197ZM201 159V158H200ZM236 159V158H235ZM238 159V158H237ZM254 159V158H253ZM1 160V159H0ZM40 160V161H39ZM56 160V159H55ZM67 160V159H66ZM65 159L63 160L64 161V163H65V161H66ZM82 160V159H81ZM84 160H86V159H84ZM128 160V159H127ZM148 160V159H147ZM172 160H174V159H172ZM175 160H176V158H175ZM174 160V161H175ZM182 160V159H181ZM193 160V159H192ZM203 160H204V158H203ZM209 160V159H208ZM207 160V161H208ZM255 160V159H254ZM260 160V159H259ZM2 161V160H1ZM57 161V160H56ZM55 161V162H56ZM58 161H60V160H58ZM102 161V160H101ZM107 161V160H106ZM134 161V160H133ZM136 161V160H135ZM173 161V162H174ZM189 161H191V159L189 160ZM188 161V162H189ZM238 161V160H237ZM247 161V160H246ZM250 161V160H249ZM252 161V160H251ZM258 161V160H257ZM78 162V161H77ZM108 162V161H107ZM106 162V163H107ZM113 162H114V160H113ZM126 162V161H125ZM130 162H131V160H130ZM147 162V161H146ZM166 162V161H165ZM172 162V161H171ZM181 162V161H180ZM193 162V161H192ZM191 162V163H192ZM194 162H196V161H194ZM194 162H193V165H195L194 164ZM129 163V162H128ZM144 163V162H143ZM190 163V162H189ZM203 162H201V164H202ZM207 163V162H206ZM229 163V162H228ZM244 163V162H243ZM253 163V162H252ZM16 164H17V162H16ZM20 164L22 165V167L20 166ZM33 164L34 165H36V167H37V170L35 171V173L33 172L32 174L33 175H29V176H24V174H26V172H27V168H28V170L29 169H31L32 167H33ZM58 164V162L56 163V165ZM60 164V163H59ZM78 164V163H77ZM80 164V163H79ZM105 164V163H104ZM134 164V163H133ZM147 164H148V162H147ZM151 164V163H150ZM177 164V163H176ZM179 164V163H178ZM178 164H177V166H178ZM182 164H184L183 163V161H182ZM188 163H186V165H187ZM245 164V163H244ZM257 164V163H256ZM76 165V164H75ZM83 165V164H82ZM108 165V164H107ZM112 165V164H111ZM157 165H158V163H157ZM185 165V164H184ZM198 165V164H197ZM197 165H195V166H197ZM206 165V164H205ZM58 166V165H57ZM63 166V165H62ZM78 166V165H77ZM139 166V165H138ZM153 166V165H152ZM152 166H148V167H151V168H149V170L150 169H152ZM161 166V165H160ZM174 166H175V164H174ZM187 166H189V164L187 165ZM192 166V165H191ZM200 166V165H199ZM202 166V165H201ZM204 166V165H203ZM208 166V165H207ZM255 166H257V165H255ZM260 166V165H259ZM2 167V166H1ZM26 167V168H25ZM71 167V166H70ZM89 167V166H88ZM108 167V166H107ZM107 167H106V169H107ZM112 167V166H111ZM117 167V166H116ZM147 167V168H148ZM173 167V166H172ZM193 167V166H192ZM192 167H191V169H192ZM248 167H250V164L248 165L247 163L244 165V169H245V173L247 172V170H248ZM263 167V166H262ZM34 168V167H33ZM58 168H59V166H58ZM65 168V167H64ZM68 168V167H67ZM67 168H65V170L67 169ZM76 168V167H75ZM78 168V167H77ZM86 168V167H85ZM132 168V167H131ZM144 168V167H143ZM157 168H158V166H157ZM156 168V170H158ZM160 168V167H159ZM166 168V167H165ZM169 168V167H168ZM175 168H177V167H175ZM199 168V167H198ZM201 168V167H200ZM222 168H224V167H222ZM63 169V168H62ZM71 169V168H70ZM87 169V168H86ZM100 169V168H99ZM104 169V168H103ZM161 169H162V167H161ZM160 169V170H161ZM167 169V168H166ZM172 169V168H171ZM179 169V168H178ZM190 168H188V170H189ZM195 169H196V167H195ZM226 169V168H225ZM233 169V168H232ZM241 169V168H240ZM60 170V169H59ZM59 170L56 172V173H58L59 172ZM73 170V169H72ZM71 170V171H72ZM82 170V169H81ZM110 170V169H109ZM113 170V169H112ZM115 170V169H114ZM118 170V169H117ZM155 170V169H154ZM168 171H169V169H167ZM177 170V169H176ZM183 170V169H182ZM185 170V169H184ZM184 170H183V172H184ZM186 171V172H190V171ZM199 170H201V169H199ZM199 170H197V171H199ZM222 170V169H221ZM250 170V169H249ZM256 170V169H255ZM30 171V170H29ZM105 171V170H104ZM145 171V170H144ZM193 171V170H192ZM196 171V170H195ZM197 171H196V173H197ZM31 172V171H30ZM37 172V173H36ZM61 172V171H60ZM75 172V171H74ZM109 172V171H108ZM141 172V171H140ZM150 172H151V170H150ZM155 172V171H154ZM158 172V171H157ZM166 172V171H165ZM182 171L180 170V173H181ZM186 172H184V173H181L182 175L183 174H185ZM227 172V171H226ZM226 172H225V174H226ZM232 172V171H231ZM230 172V173H231ZM250 172V171H249ZM55 173V172H54ZM99 173H100V171H99ZM107 173V172H106ZM110 173H111V171H110ZM114 173H115V171H114ZM123 173V172H122ZM128 173V172H127ZM131 173V172H130ZM136 173V172H135ZM156 173V172H155ZM163 173V172H162ZM178 173H179V171H178ZM202 173V172H201ZM209 173V172H208ZM224 173V172H223ZM235 173V172H234ZM238 173V172H237ZM102 174H103V172H102ZM116 174V176H118V174L117 173H115ZM119 174H120V172H119ZM141 174V173H140ZM149 174H151V173H149ZM171 174V173H170ZM186 174H189V173H186ZM200 174V173H199ZM204 174V173H203ZM210 174V173H209ZM21 175L23 176V177H21ZM58 175V174H57ZM109 175V174H108ZM138 175V174H137ZM193 175V174H192ZM196 175V174H195ZM205 175V174H204ZM234 175V174H233ZM240 175V174H239ZM246 175V174H245ZM260 175V174H259ZM1 176V175H0ZM59 178L60 177H62L61 175H60V173H59ZM106 177H107V175H105ZM104 176V177H105ZM111 176V175H110ZM114 176V175H113ZM145 176V175H144ZM159 176V175H158ZM185 176H187V175H185ZM231 176H232V174H231ZM253 176V175H252ZM67 177V176H66ZM83 177H85V176H83ZM82 177V178H83ZM119 177V176H118ZM117 177V178H118ZM157 177V176H156ZM200 177V176H199ZM204 177V176H203ZM245 177V176H244ZM56 178H57V176H56ZM63 178H65V176L63 177ZM75 178V177H74ZM112 178V177H111ZM114 178H116V177H114ZM145 178V177H144ZM155 178V177H154ZM159 178V177H158ZM173 178V177H172ZM179 178H180V176H179ZM197 178V177H196ZM202 177H200V179H201ZM207 178V177H206ZM221 178V177H220ZM237 178V177H236ZM253 178V177H252ZM66 179V178H65ZM64 179V180H65ZM110 179V178H109ZM131 179V178H130ZM162 179V178H161ZM192 179H194L193 177H192ZM199 179V178H198ZM203 179H205V177L203 178ZM226 179V178H225ZM248 179V178H247ZM59 180V179H58ZM68 180V179H67ZM70 181H71V178L69 179ZM112 180V179H111ZM149 180V179H148ZM159 180V179H158ZM206 180H209V179H206ZM221 180V179H220ZM40 181V182H41ZM99 181V180H98ZM105 181V180H104ZM110 181V180H109ZM112 181H114V180H112ZM112 181H111V184H113L112 183ZM119 181V180H118ZM145 181H147V180H145ZM151 181V180H150ZM154 181V180H153ZM185 181H186V179H185ZM196 181V180H195ZM199 181V180H198ZM202 181V180H201ZM222 181V180H221ZM221 181H219V182H221ZM227 181V180H226ZM243 181L246 183L247 182V180L244 178L243 179ZM58 182V181H57ZM67 182V181H66ZM189 182H191V181H189ZM203 182V181H202ZM208 182V181H207ZM258 182V181H257ZM256 182V183H257ZM22 183H23V181H22ZM42 183V182H41ZM67 183H69V182H67ZM104 183V182H103ZM145 183V182H144ZM143 183V184H144ZM154 183V182H153ZM158 183H160V182H158ZM209 183V182H208ZM221 183H223V182H221ZM255 183V184H256ZM0 184H1V181H0ZM70 184V183H69ZM141 184H142V182H141ZM160 184H162V183H160ZM187 184H189V183H187ZM192 184V183H191ZM219 184V183H218ZM36 185V184H35ZM34 185V186H35ZM39 186V188L38 189H36L37 190V192H38V194L40 195V197H42V199H45V193L46 192H44V190H43V185H41V184H38ZM57 185H59V184H57ZM68 185V184H67ZM76 185V183L73 185V183L72 184H70L69 185V187L67 186V188L68 189H64V188H62V190H66L65 191V194H71V193H73L74 192V190H76L75 189V186ZM115 185V184H114ZM145 185V184H144ZM148 185V184H147ZM184 185V184H183ZM195 185H196V183H195ZM198 185V184H197ZM226 185V184H225ZM227 185H228V183H227ZM254 185V184H253ZM260 185H261V183H260ZM26 186V185H25ZM136 186V185H135ZM148 186H150V185H148ZM161 186H163V185H161ZM187 186H189V185H187ZM200 186H202V185H199V187ZM220 186V185H219ZM222 186V185H221ZM231 186V185H230ZM234 186V185H233ZM28 187V186H27ZM36 187V186H35ZM64 187V186H63ZM65 187H66V183H65ZM111 187H112V185H111ZM110 187V189H112ZM151 187V186H150ZM191 187H192V185H191ZM191 187L189 186V188L188 187H186L185 186V192H187L188 193V191H190V194H192L191 193V191H193V189L191 190ZM222 187H224V185L222 186ZM232 187V186H231ZM249 187H251L250 185H249ZM252 187H254V186H252ZM256 188L258 187V186H255ZM18 188V187H17ZM41 188V189H40ZM86 188V187H85ZM143 188H145V186L143 187ZM153 188V187H152ZM186 188H187V190L188 191H186ZM193 188V187H192ZM197 188V187H196ZM215 188V187H214ZM218 188H220V187H218ZM260 188V187H259ZM26 189V188H25ZM47 190H48V188H46ZM50 189V188H49ZM59 189V188H58ZM57 189V190H58ZM108 189V188H107ZM117 189V188H116ZM148 189V188H147ZM146 189V190H147ZM201 189V188H200ZM221 189V188H220ZM255 189V188H254ZM61 190V189H60ZM59 190V191H60ZM109 190V189H108ZM114 190V189H113ZM118 190V189H117ZM137 190V189H136ZM145 190V191H146ZM149 190V189H148ZM151 190V189H150ZM199 190V189H198ZM216 190H218V189H216ZM236 189H234V191H235ZM238 190V189H237ZM240 190V189H239ZM245 190V189H244ZM252 190V189H251ZM52 191V190H51ZM142 191V190H141ZM159 191V190H158ZM225 191V190H224ZM1 192V191H0ZM36 192V193H37ZM50 192V191H49ZM148 192V191H147ZM163 192V191H162ZM184 192V193H185ZM248 192V191H247ZM62 193V192H61ZM78 192H74V196L77 194ZM108 193V192H107ZM117 193V192H116ZM151 193V192H150ZM187 193H185V194H187ZM200 193V192H199ZM223 193V192H222ZM235 193H237V191L235 192ZM23 194V193H22ZM31 194V193H30ZM38 194H37V197H38ZM79 194V193H78ZM78 194H77V196H78ZM144 194V193H143ZM189 194V193H188ZM238 194H239V192H238ZM248 194H250V193H248ZM256 194V193H255ZM259 194V193H258ZM18 195H19V193H18ZM48 195V194H47ZM50 195V194H49ZM62 195H63V193H62ZM147 195V194H146ZM151 195V194H150ZM173 195V194H172ZM217 195V194H216ZM219 195V194H218ZM237 195V194H236ZM241 195V194H240ZM243 195H244V193H243ZM251 195V194H250ZM250 195H248V196H250ZM4 196V195H3ZM30 196V195H29ZM55 196V195H54ZM77 196H75V197H77ZM128 196V195H127ZM195 196V195H194ZM227 196H229V195H227ZM230 196H232V193H231V195ZM253 197H254V195H252ZM251 196V197H252ZM22 197V196H21ZM40 197H38V200H39V198ZM62 197V196H61ZM60 197V198H61ZM146 197H149V196H146ZM163 197V196H162ZM187 197H188V195H187ZM189 197H191V198H196V196L195 197H193V196H190L189 195ZM188 197V198H189ZM218 197V196H217ZM221 198H222V195L220 196ZM225 197V196H224ZM232 197H234L235 198V196H232ZM242 197V196H241ZM240 197V198H241ZM256 197V196H255ZM2 198V197H1ZM18 198V197H17ZM47 198V197H46ZM59 198V199H60ZM73 198V197H72ZM182 198V197H181ZM191 198H189V200L188 201H193V199H191ZM198 198V197H197ZM200 198V197H199ZM205 198V197H204ZM219 198V197H218ZM244 198V197H243ZM21 199V198H20ZM112 199V198H111ZM131 199V198H130ZM150 199V198H149ZM158 199V198H157ZM220 199V198H219ZM226 199H228V198H226ZM28 200V199H27ZM72 200V199H71ZM76 200H77V198H76ZM127 200V199H126ZM137 200V199H136ZM248 200V199H247ZM34 201V200H33ZM36 201V200H35ZM42 201H44V200H42ZM47 201V200H46ZM50 201V200H49ZM61 201V200H60ZM73 201V200H72ZM74 201H75V199H74ZM150 201V200H149ZM157 201V200H156ZM165 201V200H164ZM200 201V200H199ZM207 201H209V200H207ZM246 201V200H245ZM252 201V200H251ZM251 201H249V202H251ZM6 203H7V201H5ZM17 202V201H16ZM28 202V201H27ZM37 202V201H36ZM52 202V201H51ZM61 202H63V201H61ZM158 202V201H157ZM157 202H156V205H157ZM212 202V201H211ZM217 202V201H216ZM220 202H222V201H220ZM241 202V201H240ZM240 202H238V203H240ZM247 202V201H246ZM245 202V203H246ZM254 202V201H253ZM1 203V202H0ZM4 203V202H3ZM47 203V202H46ZM75 203V202H74ZM84 203H85V201H84ZM84 203H82L81 202V204L83 205ZM151 203V202H150ZM152 203L154 204L155 202H153L152 201ZM168 203V202H167ZM184 203V202H183ZM193 202H191V204H192ZM234 203H236V206H237V202H234ZM244 203V204H245ZM34 204V203H33ZM32 204V205H33ZM43 204V203H42ZM66 204V203H65ZM145 204V203H144ZM169 204V203H168ZM243 204V203H242ZM242 204H238V205H240V207L242 206ZM2 205V204H1ZM17 205V204H16ZM39 205V204H38ZM44 205V204H43ZM47 205V204H46ZM58 205H59V203H58ZM69 205V204H68ZM71 205V207H72V205H73V202H72V204H70ZM75 205H76V203H75ZM74 205V206H75ZM84 205H86V204H84ZM83 205V206H84ZM162 205V204H161ZM164 205H165V203H164ZM184 205H185V203H184ZM215 205V204H214ZM222 205H224V204H222ZM229 205V204H228ZM227 205V206H228ZM4 205H2V207H3ZM24 206H26V205H24ZM28 206V205H27ZM35 206H37V205H35ZM54 206V205H53ZM65 206V205H64ZM73 206V207H74ZM128 206V205H127ZM186 206V205H185ZM189 206H191V205H189ZM195 206H196V204H195ZM6 207V206H5ZM4 207V208H5ZM40 208H42L41 206H39ZM44 207V206H43ZM72 207V208H73ZM77 207V206H76ZM78 207H81V205L79 206V204H78ZM77 207V208H78ZM186 207H188V206H186ZM194 207V206H193ZM197 207V206H196ZM217 207V206H216ZM222 207V206H221ZM230 207V206H229ZM239 207V206H238ZM246 207V206H245ZM252 207V206H251ZM254 207V206H253ZM257 207V206H256ZM23 208V207H22ZM32 208V207H31ZM63 208V207H62ZM64 208H66V207H64ZM68 208V207H67ZM82 208V207H81ZM217 208H219V207H217ZM2 209V208H1ZM190 208H188V210H189ZM204 209V208H203ZM210 209H212V208H210ZM233 209H234V207H233ZM257 209L258 208H256V210L255 211H257ZM4 210H6V209H4ZM8 210V209H7ZM28 209H27V207H24V211H27ZM83 210V209H82ZM193 210H194V208H193ZM192 210V208L190 209V211L192 212L193 211ZM206 210H208V209H206ZM221 210V209H220ZM239 210V209H238ZM245 210V209H244ZM252 210V209H251ZM31 211V210H30ZM40 211V210H39ZM43 211V210H42ZM44 211H46V210H44ZM64 211V210H63ZM69 211V210H68ZM144 211H145V209H144ZM166 211V210H165ZM189 211V212H190ZM195 211V210H194ZM194 211L192 212V214L194 213ZM216 211H218V210H216ZM4 212H6V211H4ZM32 212H34V211H32ZM50 212V211H49ZM48 212V213H49ZM62 212V211H61ZM70 212V211H69ZM71 212H72V210H71ZM74 212H75V210H74ZM78 212H81V215L84 217V218H82V220H84L85 221V223H87L88 225H89V227L91 228V231H92V234H94L95 236L97 235L98 237H100V239H101V241H102V243L105 245V247L107 248V251H108V253L107 254H109V252H110V254L111 255H121L126 261H127V264H152V262H154V261H151V259H149L148 258V256L144 253V251H143V242H144V240L142 241L140 238H138V237H134L133 235H129V236H126L125 234H123V233H117V230H116V232H115V230H113V228L111 227V224H109L108 223V221H110L109 219H99V217H97L98 219L97 220H92V219H90V218H88L86 215V217L83 215V213H82V211L80 210V208L79 209H77V213ZM93 212V211H92ZM154 212V211H153ZM170 212H171V210H170ZM190 212V213H191ZM195 212H197V211H195ZM223 212H225V211H223ZM237 212V211H236ZM247 212V211H246ZM16 213V212H15ZM14 213V214H15ZM20 213V212H19ZM28 213H30V212H28ZM46 213V212H45ZM47 213V214H48ZM93 213H95V212H93ZM142 213H144V212H142ZM147 213V212H146ZM172 213H173V211H172ZM219 213H221V212H219ZM219 213H217V214H219ZM242 213V212H241ZM249 213V212H248ZM248 213H247V215H248ZM258 213V212H257ZM24 214H25V212H24ZM34 214V213H33ZM36 214V213H35ZM65 214H67V212L65 213ZM71 214V213H70ZM73 214V213H72ZM165 214V213H164ZM167 214H169V213H167ZM246 214V213H245ZM2 215V214H1ZM7 215V214H6ZM17 216H18V212H17V214H16ZM76 215V214H75ZM74 215V216H75ZM153 215H154V213H153ZM184 215V214H183ZM216 215V214H215ZM231 215V214H230ZM2 216H5V215H2ZM14 216V215H13ZM25 216V215H24ZM27 216V215H26ZM44 217H45V215H43ZM67 216V215H66ZM71 216V215H70ZM69 216V217H70ZM73 216V215H72ZM71 216V217H72ZM73 216V217H74ZM77 216V220H80L81 218H79V215H76ZM196 216H198V215H196ZM220 216H222V215H220ZM249 216V215H248ZM8 217V216H7ZM57 217V216H56ZM72 217V218H73ZM101 217V216H100ZM136 217V216H135ZM150 217V216H149ZM167 217V216H166ZM191 217V216H190ZM189 217V218H190ZM218 217V216H217ZM225 217V216H224ZM228 217H230V216H228ZM251 217V216H250ZM3 218V217H2ZM12 218H14V217H12ZM11 218V219H12ZM19 218V217H18ZM33 218V217H32ZM96 218V217H95ZM171 218V217H170ZM184 218V217H183ZM227 218V217H226ZM233 218H234V216H233ZM243 218V217H242ZM249 218V217H248ZM257 218V217H256ZM11 219H10V222H11ZM23 219V218H22ZM28 219V218H27ZM38 219V218H37ZM48 219V218H47ZM148 219H150V218H148ZM236 219V218H235ZM251 220H253L252 218H250ZM249 219V220H250ZM67 220V219H66ZM143 220V219H142ZM187 220V219H186ZM196 220V219H195ZM209 220H210V222H212L211 220L212 219H210L209 218ZM219 220V219H218ZM225 220V219H224ZM8 221V220H7ZM22 220L20 219V222H21ZM24 221V220H23ZM114 221H117V220H115L114 219ZM156 221V220H155ZM207 221V223L209 222L208 220H206ZM217 221V220H216ZM237 221V220H236ZM245 221V220H244ZM248 221V220H247ZM254 221H256L255 219H254ZM1 222V221H0ZM6 222V221H5ZM5 222H4V224H5ZM9 222V221H8ZM35 222V221H34ZM82 222V221H81ZM80 222V223H81ZM154 222V221H153ZM160 222H162V221H160ZM174 222V221H173ZM195 223H197L196 221H194ZM213 222H215V221H213ZM249 222V221H248ZM7 223V222H6ZM17 223V222H16ZM25 223V222H24ZM23 223V224H24ZM41 223V222H40ZM52 223V222H51ZM57 223V222H56ZM60 223V222H59ZM62 223V222H61ZM84 222H82V225L84 226V224H83ZM177 223V222H176ZM175 223V224H176ZM193 223V222H192ZM195 223H194V225H195ZM200 223H202V222H200V220H199V224ZM238 223V222H237ZM247 223V222H246ZM2 224V223H1ZM9 224V223H8ZM64 224V223H63ZM62 224V225H63ZM66 224V223H65ZM64 224V225H65ZM154 224V223H153ZM175 224H174V226H175ZM209 224H211V223H209ZM250 224V223H249ZM248 224V225H249ZM254 224V223H253ZM21 225V224H20ZM26 225H27V223H26ZM35 225V224H34ZM49 225H50V223H49ZM48 225V226H49ZM72 225H73V223H72ZM113 225V224H112ZM132 225V224H131ZM134 225V224H133ZM179 225V224H178ZM203 224H201V226H202ZM216 225V224H215ZM227 225V224H226ZM257 224H255V226H256ZM51 226V225H50ZM79 226V225H78ZM181 226V225H180ZM182 226H184V225H182ZM206 226V225H205ZM213 226V225H212ZM211 226V227H212ZM222 226H224V224L222 225ZM222 226H221V228H222ZM230 226V225H229ZM234 226V225H233ZM237 226V225H236ZM246 226V225H245ZM244 226V227H245ZM252 226V225H251ZM260 226V225H259ZM7 227V226H6ZM6 227H3V228H6ZM9 227H11V226H9ZM17 227V226H16ZM26 227V226H25ZM44 227H46V226H44ZM53 227V226H52ZM73 227V226H72ZM80 227V226H79ZM78 227V229L80 230L81 228H79ZM199 227V226H198ZM226 227V226H225ZM248 227V226H247ZM20 228V227H19ZM30 228V227H29ZM42 228V227H41ZM74 228V227H73ZM71 229V230H74V229ZM84 228V227H83ZM181 228V227H180ZM200 228H202V227H200ZM230 228V227H229ZM242 228V227H241ZM255 228H257L258 230V232H259V228H258V226L257 227H255ZM255 228L253 229L254 231H255ZM1 229H2V227H1ZM7 229V228H6ZM9 229H11V228H9ZM15 229V228H14ZM31 229V228H30ZM49 229V228H48ZM56 229V228H55ZM70 229V228H69ZM85 229H86V226H85ZM136 229V228H135ZM162 229V228H161ZM12 230V229H11ZM41 230V229H40ZM57 230V229H56ZM62 230H65L66 231V229H62ZM70 230V231H71ZM139 230V229H138ZM175 230V229H174ZM173 230V231H174ZM240 230V229H239ZM4 231V230H3ZM16 231V230H15ZM14 231V232H15ZM53 231V230H52ZM68 231V230H67ZM75 231V230H74ZM84 231V230H83ZM196 231H197V229H196ZM200 231V230H199ZM247 231V230H246ZM245 231V232H246ZM248 231H249V229H248ZM252 231V230H251ZM1 232H2V230H1ZM8 232V231H7ZM11 232V231H10ZM19 232V231H18ZM48 232H49V230H48ZM79 232V231H78ZM94 232V233H93ZM183 232V231H182ZM228 232H229V230H228ZM234 232V231H233ZM233 232L231 233V234H233ZM250 232V231H249ZM258 232H256L257 234H258ZM9 233V232H8ZM21 233V232H20ZM29 233H30V231H29ZM40 233V232H39ZM42 233H43V229H42ZM55 233V232H54ZM63 233H65V236L66 237H72L70 234L72 233H66V232H63ZM83 233V232H82ZM86 233H89L88 232V230H87V232ZM158 233H161V232H158ZM166 233H167V231H166ZM177 233H178V231H177ZM188 233V232H187ZM204 233V232H203ZM207 233V232H206ZM211 233V232H210ZM230 233V232H229ZM240 233V232H239ZM253 233L254 232H252V234L251 235H253ZM255 233V234H256ZM3 234V233H2ZM7 234V233H6ZM11 234V233H10ZM10 234H8V235H10ZM15 234H16V232H15ZM19 234V233H18ZM24 234H26V233H24ZM32 234V233H31ZM44 234V233H43ZM74 234V233H73ZM80 234V233H79ZM85 234V233H84ZM163 234H164V232H163ZM184 234V233H183ZM202 234V233H201ZM226 234V233H225ZM264 234V233H263ZM5 235V234H4ZM12 235V234H11ZM21 235V234H20ZM41 235V234H40ZM61 235H62V233H61ZM64 235V234H63ZM62 235V236H63ZM206 235V234H205ZM227 235V234H226ZM260 235V234H259ZM3 236V235H2ZM26 236H27V234H26ZM49 236V235H48ZM51 236V235H50ZM65 236H64V238H65ZM82 236V235H81ZM80 236V237H81ZM88 236V235H87ZM90 236V235H89ZM163 236V235H162ZM198 236V235H197ZM196 236V237H197ZM200 237H201V235H199ZM202 236H204V234L202 235ZM207 236H209V232H208V234H207ZM212 236V235H211ZM235 236V235H234ZM246 236V235H245ZM244 236V237H245ZM1 237V236H0ZM14 237V236H13ZM20 237V236H19ZM45 236L43 235V238H44ZM78 237V236H77ZM86 237V236H85ZM159 237V236H158ZM161 237V236H160ZM160 237H159V239H160ZM240 237V236H239ZM6 238V237H5ZM15 238V237H14ZM13 238V239H14ZM63 238V239H64ZM74 238V237H73ZM82 238V237H81ZM88 238V237H87ZM86 238V239H87ZM186 238V237H185ZM199 237H197V239H198ZM202 238V237H201ZM210 238V237H209ZM226 238V237H225ZM256 238L258 239L259 237H257V235L255 236V238L253 237V239H255L256 240ZM12 239V240H13ZM32 240H33V238H31ZM47 239H49V238H47ZM62 239V238H61ZM68 239V238H67ZM66 239V240H67ZM71 241H72V239L71 238H69ZM68 239V240H69ZM76 239H78V238H76ZM85 239V240H86ZM173 239V238H172ZM205 239V238H204ZM237 239V238H236ZM241 239V238H240ZM5 241H6V239H4ZM4 240H3V242H4ZM14 240H16V239H14ZM34 240H35V237H34ZM51 240V239H50ZM58 240V239H57ZM65 240V239H64ZM63 240V241H64ZM66 240H65V243H66ZM74 240V239H73ZM83 240V239H82ZM126 240V241H125ZM150 240V239H149ZM156 240V239H155ZM166 240H167V238H166ZM170 240V239H169ZM199 240V239H198ZM230 240H231V236H230ZM246 240V239H245ZM249 240V239H248ZM252 240V239H251ZM250 240V241H251ZM16 241H18V240H16ZM16 241H14V242H16ZM40 241H43V240H40ZM53 241V240H52ZM70 241V242H71ZM78 241V240H77ZM87 241V240H86ZM146 241V240H145ZM157 241V240H156ZM156 241H154V242H156ZM164 241V240H163ZM202 241V240H201ZM204 241V240H203ZM242 241H244V240H242ZM250 241H248V242H250ZM7 243H10L9 241H8V239H7V241H6ZM19 242H20V240H19ZM32 242H34V241H32ZM44 242V241H43ZM47 242V241H46ZM45 242V243H46ZM88 242V241H87ZM90 242V241H89ZM180 242V241H179ZM194 242V241H193ZM205 242V241H204ZM247 242V241H246ZM255 242V241H254ZM257 242V241H256ZM262 242V241H261ZM51 243V242H50ZM56 243V242H55ZM64 243V242H63ZM62 243V244H63ZM83 242H81V244H82ZM129 244L130 246H128V245H126V244ZM195 243V242H194ZM193 243V244H194ZM197 243V242H196ZM222 243V242H221ZM229 243H230V241H229ZM243 243H245V242H243ZM258 243V242H257ZM2 244V243H1ZM4 244V243H3ZM11 244V243H10ZM18 244V243H17ZM47 244V243H46ZM80 245V243H77V245ZM84 244V243H83ZM82 244V245H83ZM145 244V243H144ZM152 244V243H151ZM155 244V243H154ZM190 244H192V243H190ZM189 244V246H191ZM199 244H201V243H199ZM219 244V243H218ZM226 244V243H225ZM8 245V244H7ZM21 245V244H20ZM40 245V244H39ZM66 245V244H65ZM187 245H188V243H187ZM203 245V244H202ZM202 245H200V246H202ZM250 245H251V243H250ZM258 245V244H257ZM257 245H256V247H257ZM17 246V245H16ZM18 246H19V244H18ZM32 246V245H31ZM34 246V245H33ZM35 246H36V243H35ZM38 246V245H37ZM48 246V245H47ZM54 246H55V244H54ZM64 246V245H63ZM68 246V245H67ZM72 246H75V245H72ZM91 246V248H92V246L93 245H90ZM101 246H102V244H101ZM128 247V248H125V247ZM196 246H197V244H196ZM199 246V247H200ZM213 246H215V245H213ZM245 246V245H244ZM252 246V245H251ZM253 246H255V244H253ZM11 247V246H10ZM15 246H12V248L13 249H11V251L9 252V253H7V255H6V253H5V257H6V262L8 263V261H19V259L21 258V255H22V252L18 249V248H14ZM22 247V246H21ZM40 247H42V246H40ZM39 247V248H40ZM46 247V246H45ZM50 247V246H49ZM49 247H48V249H49ZM58 247V246H57ZM76 247V246H75ZM79 247V246H78ZM170 247V246H169ZM180 247V246H179ZM206 247V246H205ZM224 247H227V246H224ZM231 246H229V248H230ZM249 247V246H248ZM261 247V246H260ZM52 248H53V246H52ZM64 248H66V246L64 247ZM72 248V247H71ZM70 248V249H71ZM144 248H145V245H144ZM156 248V247H155ZM195 248H197V247H195ZM202 248V247H201ZM223 248V247H222ZM239 248V247H238ZM244 247H242V249H243ZM5 249V248H4ZM6 249H8V248H6ZM10 249V248H9ZM22 249H23V247H22ZM36 249V248H35ZM41 249V248H40ZM53 249H55V248H53ZM52 249V250H53ZM67 249H68V247H67ZM73 249V248H72ZM89 249V247L87 248V250ZM158 249V248H157ZM156 249V250H157ZM186 249V248H185ZM219 249V248H218ZM217 249V250H218ZM227 249V248H226ZM234 249V248H233ZM25 250V249H24ZM39 250V249H38ZM86 250V248L84 249V251ZM95 250V249H94ZM125 250V251H124ZM177 250V249H176ZM200 250V249H199ZM229 250V249H228ZM231 250V249H230ZM251 250H253V248L251 249ZM256 249H254V251H255ZM1 251V250H0ZM33 251H34V249H33ZM42 251V250H41ZM41 251H38V252H41ZM60 251V250H59ZM76 251V250H75ZM89 252H90V250H88ZM98 250H96V252H97ZM179 251V250H178ZM192 250H189V252H188V259L190 260V259H192V257L191 256H193L192 255V252H191ZM221 251H224V250H221ZM237 251V250H236ZM235 251V252H236ZM240 250H238V252H239ZM243 251V250H242ZM242 251H240V253L242 252ZM261 251V250H260ZM38 252H37V254H38ZM52 252V251H51ZM54 252V251H53ZM106 252V251H105ZM104 252V253H105ZM124 252L125 253H127V255L126 254H124ZM171 252V251H170ZM184 252H186L185 250H184ZM202 252H203V250H202ZM219 252H220V250H219ZM225 252H226V250H225ZM230 252V251H229ZM3 253V252H2ZM24 253H25V251H24ZM27 253H28V251H27ZM42 253V252H41ZM40 253V254H41ZM73 253V252H72ZM81 253V255H82V253L83 252H80ZM176 253V252H175ZM181 253V252H180ZM179 253V254H180ZM199 253V252H198ZM237 253V252H236ZM236 253H233V252H230V257H229V253L227 254V256L228 257H226L227 258V260H228V258H229V260H230V262H231V264H243L244 262V264H246V263H248V264H250V262H252L253 263V260H250V262H249V260H247L246 259V257H245V259H239L238 258V256H237V254ZM243 253V252H242ZM241 253V254H242ZM258 253V252H257ZM34 254V253H33ZM47 254H50V253H48L47 252ZM51 254H53V253H51ZM50 254V255H51ZM194 254V253H193ZM203 254V253H202ZM207 254V253H206ZM250 254V253H249ZM255 254V253H254ZM262 254V253H261ZM31 255V254H30ZM36 255V254H35ZM68 255V254H67ZM87 255V254H86ZM100 255V254H99ZM149 255V254H148ZM172 255H174V253L172 254ZM198 255H200V256H198V257H202L201 256V250H200V254H198ZM246 255V254H245ZM257 255V254H256ZM1 256V255H0ZM23 256V255H22ZM32 256V255H31ZM62 256V255H61ZM85 256V255H84ZM91 256H92V252H91ZM94 256V255H93ZM185 256L186 255H184V258H185ZM27 257H28V255H27ZM41 257V256H40ZM50 257V256H49ZM52 257V256H51ZM102 257V256H101ZM157 257V256H156ZM205 257V256H204ZM220 257H222L221 255H220ZM23 258H26V257H23ZM23 258H21V259H23ZM46 258H47V256H46ZM63 258V257H62ZM73 258H75V257H73ZM80 258V257H79ZM90 258V257H89ZM151 258V257H150ZM210 258V257H209ZM217 258H218V255H217ZM223 258H224V256H223ZM5 258H3V260H4ZM36 259V258H35ZM38 259V258H37ZM36 259V260H37ZM45 259V258H44ZM52 259V258H51ZM70 259H71V257H70ZM76 259V258H75ZM75 259H73V260H71V261H73V262H75ZM90 259H92V258H90ZM115 259H117V258H115ZM118 259H119V257H118ZM155 259H158V257L157 258H155ZM200 259V258H199ZM205 259V258H204ZM202 260V258H201V263L200 264H207L206 262V260H207V258H206V260ZM2 260V259H1ZM2 260V261H3ZM24 260H26V259H24ZM67 259L65 258V261H66ZM78 260V259H77ZM85 260V259H84ZM89 260V259H88ZM88 260H87V258H86V261L88 262ZM114 260V259H113ZM120 260V259H119ZM187 259H185V261H186ZM193 260V259H192ZM220 260H222V258L220 259ZM226 260V259H225ZM225 260H223V261H225ZM22 261V260H21ZM50 261V260H49ZM57 261V260H56ZM60 261V260H59ZM68 261V260H67ZM81 261H82V259H81ZM85 261V262H86ZM95 261V260H94ZM196 261V260H195ZM194 261V262H195ZM223 261H222V263H223ZM4 262V261H3ZM6 262H5V264H6ZM16 262V263H17ZM47 262V261H46ZM63 262V261H62ZM68 262H70V261H68ZM89 262H91V261H89ZM88 262V263H89ZM109 262V261H108ZM112 262V261H111ZM157 262H158V260H157ZM177 262H178V260H177ZM210 262V261H209ZM2 263V262H1ZM0 263V264H1ZM12 263H14V262H12ZM23 263V262H22ZM49 263V262H48ZM51 263V262H50ZM56 264H57V262H55ZM61 263V262H60ZM87 263V264H88ZM96 263H98V262H96ZM95 263V264H96ZM101 263V262H100ZM103 263H105V262H103ZM160 263V262H159ZM158 263V264H159ZM167 263V262H166ZM186 263V262H185ZM211 263V262H210ZM213 263V262H212ZM261 263V262H260ZM3 264V263H2ZM11 264V263H10ZM17 264H19V263H17ZM21 264V263H20ZM27 264V263H26ZM34 264V263H33ZM36 264V263H35ZM44 264V263H43ZM63 264H65V263H63ZM196 264V263H195ZM226 264V263H225ZM254 264H255V262H254ZM263 264V263H262Z\"/></svg>",
  "mask_w": 264,
  "mask_h": 264
}]
</instances>
